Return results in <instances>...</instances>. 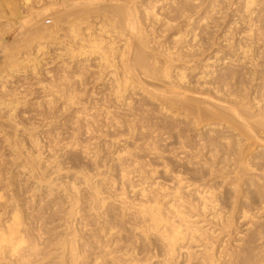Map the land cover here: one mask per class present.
I'll return each mask as SVG.
<instances>
[{
	"label": "bare ground",
	"instance_id": "1",
	"mask_svg": "<svg viewBox=\"0 0 264 264\" xmlns=\"http://www.w3.org/2000/svg\"><path fill=\"white\" fill-rule=\"evenodd\" d=\"M18 1V0H17ZM23 1V0H22ZM21 1V2H22ZM37 1V0H36ZM35 1V2H36ZM45 1V0H44ZM43 1V2H44ZM47 1H50L49 6L48 8L46 7V9H44V11H41V12H44L46 13L47 11V14L49 9H50V12L53 13L52 10L55 11V9L59 6H55L54 4H56V2H58V0L55 2V0H47ZM46 1V2H47ZM99 2H101V0H97ZM106 1V0H105ZM108 1V0H107ZM105 2L104 4L108 3V2ZM112 1V0H111ZM145 1V0H144ZM154 1V0H153ZM152 1V2H153ZM160 0H155V3L154 5L152 6V4H149L151 5V7L148 5L145 6L146 7H141V5L137 4V2H135L134 0H121L119 1L118 0V3L117 1L116 2H113L112 3H115V5L113 4H110L108 6L109 9H104L103 8V13H104V19L103 21H100L98 27H96L95 29L91 26H86L84 27V21L86 19V22L87 23V19H90L89 16L91 15H95L97 13H93V11H96V10H99L101 8H98V5H100V3L97 4L95 3V0H63L62 4L66 7V8H70L72 11H70L68 14H63L64 15H58L59 19L57 18V15L56 17L52 16L53 18H55V21L56 20H61L62 22L64 21V31H65V37H57V31L59 32L58 29L62 28L61 26L58 27V25H56L55 23H62V22H55L53 21V24L54 26H57V31H51L49 28V31L50 33L52 32L51 35H48L49 37L52 36V40L50 39L49 41H47V39H49V37L47 38L46 37V42H37L35 44V49L34 52L32 53V55L35 56L34 61L38 60L40 57H42L44 54H46L44 51L46 50H50L48 47H51V46H57L59 45V48L61 50H57L58 53H57V56L59 58H63V60H66L68 61V64L63 66L65 67V69H70V66L73 65V67L75 66L76 68L79 67V64H80V61H92L90 59H93L95 58L96 59V62L97 65L95 66V68H97V76L95 75V78H99L102 80H106L108 77L107 80H109V85H112V86H109L111 87L112 89V95H114V98H115V104H113L114 107H116L117 103L120 104V107H123V110H116L117 113L115 111H111V110H114L112 107H111V110L108 108V106H106L103 110H102V113H103V116L100 117L102 114H101V111H97L96 113L95 112H92L91 110H89L90 108H88L87 104L86 106L83 107V109L80 108V110H82V112H84V117L81 118V119H78V120H81V126L79 125V127L77 128L76 132H75V135H70L73 137V139L67 143L66 145V142L64 144V148L60 147V142H59V145L55 142H53V145L55 146V148L52 150H47V149H43L42 145L41 147L38 146V140L36 139V136H35V140H34V144L35 146H38V147H35V149L37 148V151H39L41 148L42 150L44 151H50L49 153L50 154H47L48 157L45 158L43 157L45 154L43 152V156L40 155L41 153L37 152L39 155H34L32 154L31 155H27L28 157L25 159L27 160V167H29L31 170H32V173L34 175V177L36 176L38 179L36 181H34L33 183L35 184V187L39 186L40 189H42L41 187L44 186V182H46V184L48 183L49 184V192L50 194H52L51 192H53V187L51 184L53 183V178H51L52 180H48V177H47V173L46 171H49V170H52L54 171L53 173L56 172V174L58 175L59 173H61L63 167L61 165V161L59 160V156L63 153L62 150L64 152H67L70 154L71 157H73L72 159H74V163H73V167H75V169L79 166L80 169L78 171V168H77V172L73 173V179L72 181L70 180V182H68V184H66L65 188L67 190H64L65 192L63 193L64 196L62 195V198L64 197V199L66 200V203L64 205L63 203V206H65V208L62 207L61 205V200L62 199H58L57 202L55 203V209H53L54 211H58V215L60 214V212H63L64 213V210H65V220H66V230L64 231V234H63V237L61 238L60 237V240H58L56 238V241L57 242V246L58 248L60 249V251L58 253H56V256L55 257H50L47 261V262H43L44 258H45V255H43V252L42 250L45 251V249L42 247L45 245H43L45 242H44V237L42 236H38V234L34 233L35 235H37L36 237H32V232L29 233V228H28V224H29V221H28V226L24 225L23 224V221H21V219L16 216L15 218H13V224L11 223V225L9 227H6V229L4 227L5 232L3 231L2 233H0V240L1 242L5 245V249L6 247H12V248H8V249H12L13 251V254L12 255H15L14 253H17L16 254V259L14 260V264H264V203L261 204L262 206L259 207H255V208H260L261 211H258L257 212V209H256V212H254L255 210H253L254 208L250 209L253 211H251L252 214L254 213H258V215H256L254 217L253 215V218L251 216V213L249 212L250 209H246L249 208L248 204H250L249 202H246V204H242L241 201L239 199H241L240 197L243 196L242 194H247L246 190H253L254 191V188H255V191L257 193V195L260 197V198H263L264 197V163L262 162H257V166L256 165V161L254 162L255 164H246L247 162H244L245 160L242 159V157L240 156V152H239V146H242L241 143L243 142V137L246 135V137H248V140H251V139H256L258 142H262L264 143V100L263 99H260L259 98V95H257V93H259L260 95H264V68L263 66L260 68L261 70V73H258L259 74V82H257L256 84H258V90L257 93L255 94V96H251L249 95V93H247V88L246 90H243V86H245V82H250L252 81L250 79L249 80H246L244 82V84L242 85V87L240 86V82H242L243 80H241L242 78L244 77H240V75L242 74H239L238 76V70L240 69H236L235 68V65L234 63H238L240 64L241 61L243 60H246L247 58H249L253 53L252 49H255L253 48V44L255 42V37L257 35L258 37V33H256V30H254L255 32H253V26L254 25H251L250 24H247L248 26H246L245 29V37H243V41L240 42V40L237 42L238 44H235L236 47L232 48L233 45H232V49L226 54L227 56H225L223 59L224 61H222V65L223 67H227V69L225 70V72L223 73L222 71V74L217 75L219 76V79L216 75V72H215V68L214 69H211L213 66H217L215 65L213 62V64L209 63L208 65H205L204 68L205 69V74L203 75L202 73V76H200L199 74V77L198 79L194 80L195 82L197 81L199 85H202L203 87H205V89L208 87V84L212 85V82L214 81V77H215V80L216 81H219V83L223 84L225 83L222 87H221V84L220 87L221 88H216V84H215V88L213 86L214 89H216V92H218V96L216 97V99L213 100V98L215 97H212L211 94V99L210 100V97L207 96V95H204L202 94L203 97V100L202 99H192L191 97L188 98V92L186 90V84L188 83V75L187 74V70H189V67L187 68L186 65L193 62V58L196 56V54H198L200 56L201 53H203V50L201 49L202 48V44L203 43V38H205V36H202L201 37V33L202 32H205L206 29L209 28V30L211 29L210 28V25H209V21L212 20L211 18V12H213V9L212 11L210 9L207 8H204L200 14H198L196 11H193L195 10L194 8L198 7V1L200 0H182L183 2H180V3H176L175 0H170L168 2L167 0V4H169L168 6L161 2H159ZM164 1V0H162ZM181 1V0H180ZM201 1H205V0H201ZM209 1V0H208ZM217 1V0H216ZM214 1V3L216 2ZM120 2V3H119ZM142 2V1H141ZM148 2V1H147ZM206 2V1H205ZM211 2V0H210ZM6 3V2H5ZM11 3V2H10ZM13 3L17 4L16 1ZM12 3V4H13ZM23 3V2H22ZM21 3V4H22ZM25 3V2H24ZM29 3V2H28ZM31 3V2H30ZM42 3V2H41ZM156 3H159V5H157ZM204 3V2H202ZM213 3V1H212ZM213 3V4H214ZM4 4V2H3ZM9 4V3H7ZM10 4V5H12ZM26 4V3H25ZM36 4V3H35ZM44 4V3H43ZM42 4V5H43ZM59 4V3H58ZM97 6H96V5ZM143 4V2H142ZM160 4H163L162 6H164L163 8L164 9H159L158 10V6L159 8H161L162 6ZM206 4V3H205ZM210 4V3H209ZM18 5V4H17ZM27 5V4H26ZM41 5V4H40ZM46 5V4H45ZM60 5V4H59ZM101 5L103 6L102 2H101ZM200 5V3H199ZM203 5V4H202ZM208 5V4H206ZM205 5V6H206ZM212 5V4H211ZM14 6V5H13ZM30 6V4L28 5ZM52 6L56 7V8H52ZM62 6V5H61ZM161 6V7H160ZM173 6L172 8H169ZM204 6V7H205ZM2 7V6H0ZM10 7V6H9ZM101 7V6H99ZM106 8V5L103 6ZM200 7V6H199ZM209 7V5H208ZM215 7V6H214ZM25 8V7H24ZM64 8V7H62ZM61 8V9H62ZM98 8V9H96ZM254 8V2L253 1H248L247 4L245 5V9H246V13H245V10L242 11V13L244 12L245 14L243 15L244 17H250V15L252 14V10ZM4 9V8H3ZM34 9V8H33ZM39 9V7H38ZM42 9V8H40ZM2 10V9H1ZM25 10V9H24ZM27 10V8H26ZM32 11V8L30 9ZM60 10V7L57 8V12H59L60 14H62L61 11H58ZM64 10V9H63ZM215 10V9H214ZM14 15L16 13H18V9L17 7L15 8H12V10H10ZM21 11V10H20ZM30 11V12H31ZM38 11V10H37ZM36 11V12H37ZM40 11V10H39ZM100 11V10H99ZM196 12L197 15L200 16V19L199 20H196V18L193 17V12ZM263 11V10H262ZM1 12V11H0ZM3 12V11H2ZM25 12V11H24ZM29 12V10H28ZM33 12V11H32ZM35 12V11H34ZM35 12V13H36ZM40 12V13H41ZM92 12V14L90 15V13ZM98 12V11H97ZM101 12V11H100ZM199 12V11H198ZM217 12V11H216ZM260 12V11H259ZM5 13V12H4ZM42 13V14H44ZM195 13V14H196ZM215 13V12H214ZM214 13H212L213 15V21H217L214 20ZM2 14V13H1ZM8 14V13H7ZM6 14V15H7ZM32 14V13H31ZM56 14V13H55ZM101 14V13H100ZM99 14V15H100ZM263 13L261 12L259 15H262ZM9 15V14H8ZM40 15V14H39ZM195 15V16H197ZM247 15V16H246ZM254 14H252L253 16ZM264 15V14H263ZM3 20H4V17H6L5 15H3ZM16 16V15H15ZM18 16V14H17ZM20 16V15H19ZM29 16V15H28ZM32 16V15H31ZM29 16V17H31ZM35 16H38V13L37 15ZM42 16V15H41ZM49 16V15H48ZM47 16V17H48ZM51 16V15H50ZM242 16V15H241ZM240 16V17H241ZM25 17V16H24ZM29 17L27 18L29 20ZM33 17V16H32ZM46 17V16H45ZM95 17V16H94ZM98 17V16H97ZM243 17V18H244ZM263 16H261V19H262ZM2 18V17H1ZM35 18H38V17H35ZM43 18V17H41ZM50 18V17H49ZM57 18V19H56ZM100 18V17H99ZM211 18V19H210ZM217 18V17H216ZM260 18V17H258ZM264 18V17H263ZM8 19V18H7ZM27 19H20L22 21H20V23L22 22L23 25L26 26V22H27ZM34 19V18H32ZM40 17L38 19H35L36 20V23H38L40 20ZM47 19V18H46ZM93 19V18H92ZM198 19V17H197ZM241 19V18H240ZM249 19V18H247ZM252 19L253 21V18H250ZM249 19V21H250ZM1 20V19H0ZM2 20V21H3ZM38 20V22H37ZM43 20V19H42ZM41 20V21H42ZM96 20V19H95ZM93 20V21H95ZM102 20V19H101ZM179 20V23L181 24L180 21H184V23H186V29H182V30H186L187 31V34H189L190 37H179L177 39V44L175 42L176 45H170L167 43L165 44H168V45H163V42H158L155 38H158V37H154V38H149L148 34L146 32V28H144V26H146V24L149 26L151 25L152 27L153 26H156L158 25V23H161L164 24V26L166 27H170V26H173L176 21L178 22ZM260 20V19H259ZM40 21V23H41ZM44 21V20H43ZM90 21H92L90 19ZM175 21V23H173ZM246 21V20H245ZM255 21V20H254ZM253 21V23H254ZM257 22H259L258 20H256ZM262 21H264L262 19ZM7 22V21H6ZM29 22L32 23V21L30 20ZM89 22V21H88ZM99 22V20H98ZM97 22V23H98ZM211 22V23H212ZM239 23L242 24L241 21H238ZM244 22V21H243ZM261 22V20H260ZM10 23V22H9ZM18 23V22H17ZM35 23V24H36ZM38 23V26L39 24ZM96 23V22H95ZM95 23H90V25L92 24H95ZM183 23V22H182ZM210 23V24H211ZM216 22H214V25H215ZM218 23H219V19H218ZM262 23V22H261ZM19 24V23H18ZM21 24V25H22ZM30 24V23H29ZM34 24V23H33ZM34 24V25H35ZM43 24V23H41ZM63 24V23H62ZM156 24V25H155ZM178 24V23H177ZM238 24V23H237ZM244 24V23H243ZM255 24V23H254ZM263 26H264V23H262ZM261 24V25H262ZM17 25V24H16ZM44 25V24H43ZM51 25V24H50ZM89 25V24H87ZM159 25V26H160ZM179 25V24H178ZM177 25V26H178ZM259 25V24H258ZM3 26V25H2ZM14 26V25H11V27ZM19 26V25H18ZM24 26V27H25ZM30 26V25H29ZM37 26V25H36ZM36 26H33L32 28V31H31V28L28 27L29 32L31 31V35L30 36H33V34H37V36H40V41L41 39H43V31L46 30L44 28V30H42L43 28H39V27H36ZM48 26V25H47ZM52 26V25H51ZM95 26V25H94ZM147 26V28L149 27ZM181 26V25H180ZM260 26V25H259ZM4 27V26H3ZM6 27V25H5ZM21 27V26H20ZM44 27V26H43ZM46 27V26H45ZM53 27V26H52ZM161 29H162V25L160 26ZM164 28V30H166L167 28ZM174 27V26H173ZM183 27V26H182ZM232 27V25L230 26ZM255 27V26H254ZM8 28V27H7ZM14 28V27H13ZM47 28V27H46ZM56 28V27H55ZM62 28V29H63ZM153 28H156V27H153ZM256 28V27H255ZM22 29V27L20 28ZM26 29V32L28 33V29ZM93 29V30H92ZM150 29V28H149ZM152 29V28H151ZM151 29L148 31L150 32ZM157 29V28H156ZM160 29V30H161ZM175 29V27H174ZM173 29V30H174ZM180 29V27L178 28ZM177 29V30H178ZM262 29V28H261ZM260 29V30H261ZM264 29V27H263ZM10 30V28H9ZM154 30V29H153ZM159 30V29H158ZM159 30V31H160ZM163 30V29H162ZM163 30V31H164ZM175 30V31H177ZM207 30V31H209ZM5 31V29H4ZM7 31V30H6ZM21 31V30H20ZM61 31V30H60ZM63 31V32H64ZM229 31V30H228ZM228 31L226 32V36L230 33H228ZM8 32V31H7ZM19 32V31H18ZM152 32V31H151ZM150 32V33H151ZM154 32V31H153ZM162 32V31H161ZM166 32V31H165ZM170 32V31H169ZM182 32V31H181ZM185 33V31H183ZM262 32V30H261ZM260 32V36L261 34L263 35L264 33V30H263V33ZM21 33V32H20ZM19 33V34H20ZM23 34H26L25 32H22ZM49 33V32H48ZM62 33V32H60ZM157 33V32H156ZM207 32H205L206 34ZM212 33V32H211ZM210 32L207 34L209 36V34H211ZM241 33V32H240ZM239 33V34H240ZM244 33V31L242 32ZM18 34V35H19ZM30 34V33H29ZM36 34L34 35L36 38H38L36 36ZM155 34V33H154ZM152 33V35H154ZM162 34V33H161ZM171 34V32L169 33V35ZM47 35V33H46ZM60 35H63V34H60ZM158 35V34H157ZM163 35L165 36L166 34L163 33ZM182 35V34H181ZM179 34V36H181ZM185 35V34H184ZM244 35V34H243ZM16 36V35H15ZM22 36V35H21ZM29 35H27V38H28ZM151 36V35H150ZM168 36V35H167ZM173 36V35H172ZM171 36V38H172ZM207 36V38H208ZM229 36V35H228ZM242 35L240 34V37ZM159 37H163V36H159ZM166 37V36H165ZM178 37V36H177ZM176 37V38H177ZM4 38V37H2ZM23 38V37H22ZM35 38V39H36ZM117 38H121V40H123L121 42H117L116 39ZM170 38V37H169ZM174 38V37H173ZM185 38H187L185 40ZM244 38H247L248 41L244 42ZM259 38V37H258ZM260 38H263V37H260ZM259 38V39H260ZM14 39V38H13ZM12 39V40H13ZM20 38H18L19 40ZM26 39V38H25ZM34 39V38H33ZM37 39V40H39ZM161 38H159L160 40ZM168 39V37L166 38V40ZM175 39V38H174ZM210 39V38H209ZM242 39V38H240ZM258 39V40H259ZM2 41L5 42V40L1 39ZM0 40V47L3 46V48L5 49L6 45L4 46V44L6 43H3L2 44V41ZM23 40V39H21ZM20 40V42H21ZM32 40V38H31ZM30 40V37H29V41ZM166 40L164 39V41L166 42ZM169 40V39H168ZM207 40V39H206ZM230 40V39H229ZM229 40L226 41V43L229 45ZM258 40L256 42H258ZM17 41V39H16ZM28 41V42H29ZM161 41V40H160ZM171 41V40H170ZM169 41V43H170ZM205 41V40H204ZM208 41V40H207ZM263 40H259L258 44L259 45ZM27 42V43H28ZM33 42V41H32ZM31 42V43H32ZM173 40L171 41V44ZM233 42V40L231 41V43ZM12 43V41H11ZM10 43V44H11ZM24 43V42H23ZM26 43V44H27ZM35 43V42H34ZM50 43V45H49ZM116 43H120L121 44V47H117L116 46ZM162 43V44H161ZM209 44V42H206ZM205 43V44H206ZM230 43V44H231ZM8 44V43H7ZM16 44V43H15ZM22 43H20L19 45H21ZM30 44V42H29ZM28 44V45H29ZM43 44H45V46H43ZM180 44V45H179ZM256 44V43H255ZM23 46H27L25 44H22ZM32 45V44H31ZM119 45V44H118ZM183 45V46H182ZM206 46V45H205ZM203 46V48L205 47ZM227 46V45H226ZM264 46V44H263ZM8 47V46H7ZM12 47V46H11ZM10 47V49H11ZM29 47V46H27ZM33 47V46H32ZM208 47V46H207ZM14 48V47H12ZM22 48V47H21ZM21 48H18L21 49ZM46 50H45V49ZM52 48V47H51ZM9 49V48H7ZM7 49H5L4 51L6 52ZM15 49L16 46H15ZM26 49V48H25ZM32 49V48H31ZM30 49V50H31ZM56 49V48H54ZM23 50V49H22ZM53 50V48H52ZM207 50V49H206ZM259 50V49H258ZM264 50V49H263ZM20 51V50H19ZM25 51V50H24ZM57 51H54V52H57ZM202 51V52H201ZM205 51V50H204ZM14 52V51H13ZM12 52V53H13ZM17 52V51H15ZM31 52V51H30ZM47 52V51H46ZM52 52V51H50ZM232 52L233 53H236L237 54V58H232L230 55H232ZM259 52V51H258ZM261 52V51H260ZM11 53V52H9ZM19 52L15 53L16 55H18ZM24 53V52H23ZM29 53V52H28ZM27 53V55H28ZM48 53V52H47ZM200 53V54H199ZM218 53V52H217ZM214 54L215 56V61L217 63H220L221 60L223 59H220L219 58V54ZM257 52H255L256 54ZM264 53V52H263ZM263 53H261L263 55ZM21 54V52H20ZM19 54V55H20ZM52 54V53H51ZM49 54V55H51ZM54 54V53H53ZM7 55V54H6ZM13 55V54H12ZM11 55V56H12ZM26 55V56H27ZM48 55V56H49ZM202 55V54H201ZM261 55V56H262ZM21 56V55H20ZM23 56V55H22ZM30 56H31V53H30ZM29 56V57H30ZM53 56V55H52ZM51 56V59L54 57L55 58V55L52 57ZM254 56V55H253ZM259 56V54H258ZM256 56V57H258ZM261 56H259L258 58L261 59ZM7 57V56H6ZM10 57V55H9ZM14 57V55H13ZM11 57V60L12 58ZM252 57V56H251ZM18 58V57H17ZM17 58H13V59H17ZM197 58V57H195ZM254 61V57H252ZM257 58V59H258ZM263 58V57H262ZM20 59V58H18ZM41 59V58H40ZM251 59V58H250ZM257 60V63L260 61V60ZM6 60V59H5ZM28 60V56L27 57H22V60L19 62H24V61H27ZM53 60V59H52ZM59 60V59H57ZM56 60V61H57ZM61 60V59H60ZM228 61V64L227 62ZM249 59H247L248 61ZM10 61V58L9 60ZM16 61V60H15ZM18 61V60H17ZM33 61V62H34ZM184 62L186 64H184V68L183 66L181 68H179L177 65L179 64H176L177 62ZM209 61V60H206V62ZM256 61V60H255ZM14 62V61H12ZM38 62V61H37ZM48 62V61H47ZM52 62V61H51ZM50 62V63H51ZM60 62V61H59ZM195 62V61H194ZM246 62V61H244ZM249 62V61H248ZM25 63V62H24ZM26 63H29L26 62ZM82 63V62H81ZM94 63V64H95ZM208 63V62H207ZM206 63V64H207ZM253 63V62H252ZM251 63V64H252ZM9 64V63H8ZM17 64V63H16ZM45 64V63H44ZM43 64V65H44ZM52 64V63H51ZM62 65V63H60ZM65 64V62L63 63ZM71 64V65H69ZM89 62L87 63V66L89 67ZM221 64V63H220ZM219 64V65H220ZM244 64V63H243ZM260 64V63H259ZM262 64V63H261ZM4 65V64H3ZM3 65L1 67H3ZM13 65V64H12ZM22 65V64H21ZM21 65H17V66H21ZM29 65V64H28ZM38 65V64H37ZM84 65V64H83ZM91 65L93 66V63L91 62ZM182 65V64H180ZM192 65V64H191ZM190 65V66H191ZM254 65H256L254 63ZM23 66V65H22ZM26 66V65H25ZM34 66V65H33ZM48 66V65H47ZM60 66V65H59ZM86 66V65H85ZM188 66V65H187ZM212 66V67H211ZM242 66V65H241ZM258 66V65H257ZM5 67V66H4ZM3 67V68H4ZM52 67V65H51ZM82 67V66H81ZM211 67V68H210ZM222 67V68H223ZM244 67V65H243ZM249 67V66H247ZM253 67V65H252ZM256 67V66H254ZM12 68V67H11ZM21 68V67H20ZM26 68V67H25ZM24 68V69H25ZM31 68V67H30ZM34 67H32L33 69ZM39 68V67H37ZM62 67H60V70H61ZM90 69H88L89 71L92 70L94 67H89ZM186 68V69H185ZM251 68V67H250ZM259 68V67H258ZM18 69V68H17ZM28 69V68H27ZM59 69V68H58ZM57 69V70H58ZM242 69V68H241ZM244 69H246L244 67ZM254 70V68H251ZM257 69V67H256ZM4 70V69H3ZM39 70V69H38ZM71 70V69H70ZM76 70H79L78 72H76V74H79V75H82L84 73H86V69L84 68H81L80 67ZM94 70V69H93ZM194 69L192 70H189V72H192ZM217 71H221L220 70V67L219 69L217 68L216 69ZM224 70V69H223ZM247 70V69H246ZM250 70V69H249ZM10 71V70H7V72ZM32 71V70H31ZM37 71V70H36ZM53 71V70H52ZM68 71V70H66ZM73 71V70H72ZM71 71V72H72ZM218 71V72H219ZM242 71V70H241ZM248 71V70H247ZM13 72V71H12ZM49 72V70H48ZM59 72V71H58ZM64 72V71H63ZM70 72V73H71ZM93 72V71H92ZM194 72V71H193ZM204 72V70H203ZM255 72V70H254ZM256 72H259V71H256ZM255 72V73H256ZM9 73V72H8ZM24 73V72H23ZM36 73V72H35ZM34 73V74H35ZM57 73V72H56ZM91 73V71H90ZM89 73V74H90ZM96 73V72H94ZM221 73V72H220ZM242 73V72H240ZM250 73V72H249ZM253 72H251L252 74ZM11 74V73H10ZM17 74V73H16ZM52 74V73H51ZM64 75L61 76L62 77V81L65 80V83L64 84H67L66 80L69 79L68 77H70V74L69 76H67L68 74H65L64 73H61ZM74 74V73H72ZM72 74H71V77H72ZM88 74V72H87ZM86 74V75H87ZM218 74V73H217ZM244 74H247L246 72ZM15 75V74H14ZM20 75V74H19ZM23 75V74H22ZM39 75V74H38ZM43 75V74H42ZM48 75V74H47ZM50 75V74H49ZM60 75V74H59ZM77 75V76H79ZM92 74H90L91 76ZM94 75V74H93ZM175 75V76H174ZM191 75V74H190ZM189 75V76H190ZM257 75V74H256ZM255 75V76H256ZM7 76V75H6ZM88 76V75H87ZM245 76V75H244ZM250 76V75H249ZM250 77H253L252 75ZM255 76L254 79L255 80ZM5 76L3 75H0V79H5L4 78ZM8 77H9V74H8ZM15 77V76H13ZM23 77V76H22ZM36 77V75H35ZM40 77V76H39ZM75 77V75H74ZM86 77V76H85ZM174 77V78H173ZM197 77V76H196ZM238 77H240V80H238ZM246 77V76H245ZM44 78V77H43ZM48 78V77H47ZM73 78V77H72ZM71 78V79H72ZM78 78V77H77ZM84 78V77H83ZM96 78V79H97ZM195 78V77H194ZM256 78H258L256 76ZM12 79V77H11ZM38 79V78H37ZM54 79V78H53ZM61 79V78H60ZM76 79V77H75ZM80 79V78H79ZM89 79H91L89 77ZM95 79V81H96ZM233 79V80H232ZM235 79V80H234ZM14 80V79H13ZM21 80V79H20ZM26 80V79H25ZM41 80V79H40ZM77 80V79H76ZM106 80V81H107ZM228 80H232V82L229 83L227 82ZM5 81H8V80H5ZM61 81V80H60ZM70 81V80H68ZM89 81V80H88ZM87 81V82H88ZM111 81V82H110ZM24 82V81H23ZM32 82L34 83V81L32 80ZM37 82V80H36ZM49 82V81H48ZM73 82V81H72ZM191 82V81H190ZM215 82V81H214ZM1 83V82H0ZM26 83V82H25ZM50 83V82H49ZM62 83V82H60ZM69 83V82H68ZM71 83V82H70ZM69 83V84H70ZM77 83V82H76ZM79 83V82H78ZM83 83V82H82ZM90 83V82H89ZM101 83V82H100ZM108 83V82H107ZM218 83V82H217ZM227 83V84H226ZM243 83V82H242ZM9 84V83H8ZM21 84V83H20ZM39 84V83H38ZM52 84V83H51ZM54 84V83H53ZM57 84V83H56ZM72 84V83H71ZM102 84V83H101ZM100 84V85H101ZM105 84V82H104ZM191 83H189L190 85ZM255 84V82H254ZM5 85V84H4ZM7 85V83H6ZM13 85V84H12ZM37 85V84H36ZM58 85V84H57ZM56 85V86H57ZM73 85V84H72ZM76 85V84H75ZM80 85V84H79ZM92 85V83H91ZM107 85V84H106ZM198 85V86H199ZM207 85V87H206ZM41 86V85H40ZM64 85H62L63 87ZM83 86V84L81 85V87ZM85 86V85H84ZM83 86V87H84ZM104 86V85H103ZM102 86V88H103ZM132 86V87H131ZM197 86V85H196ZM212 86L210 88H212ZM11 87V86H10ZM13 87V86H12ZM38 87V86H37ZM60 87V85H59ZM65 87V86H64ZM74 87V86H73ZM94 87V86H93ZM108 87V85H107ZM108 87V88H109ZM132 88V92L133 90L136 92L135 90V87L141 89L142 93L143 94H146V96L153 95L158 97V99H162V101H164L166 104L165 105H160L159 107V111H160V114L161 115H158L159 116L157 119L160 120V116L163 117L162 114H164V118H165V114H174V117L176 116L177 111L180 109V110H183L182 112H184L187 116L191 115L193 116L194 118V121L197 120L198 121V117L201 116V115H207V118L209 115H211L209 118L211 117H214L216 119H224V120H228L234 128V130H236V133H234L232 131V129H230V135H225L223 134L222 138H224V142L221 143V145L219 146V139L217 138V136H214L216 137V139H211L210 137V144L212 143V145H215V149L218 152H222L224 155L222 156V158H217V157H210L209 155V159L208 157H206V159L208 158L209 160V163L208 164H212L210 167L212 168V170H210L209 172L212 173L213 171L216 172L218 170V168H216L215 166L220 165L222 164L226 169H228L230 166H233L232 169L233 171L235 172L236 174V180L234 182V185L231 187V190L229 191V196L227 195L226 197L224 196L223 198V195L222 196H219L216 192H215V189L213 188L214 186H206V188L204 189H201L199 188L200 186H197L195 187V184H192L190 183L189 181H187L189 178L188 177H184L186 174L188 175V173L186 172H183L185 174H180L181 171H184L186 169H180V171L178 172V169H175L177 170L174 171L175 173L171 175V182H170V179L169 180H166L167 181V184H164L165 182H163L164 185H161L162 181L159 182L158 180L154 181L152 180V182H150L149 184H146V182L144 181V178H141L139 176L136 177V179L138 180H135L139 185L137 186V190L135 188V190H133V192L135 191V195L136 197H134L136 200H137V196H138V199L137 200L138 202H135L130 200L127 196V194L129 193H126L125 191V188L123 187L125 185V182L126 184L128 183V185H132L131 183L129 184V182L132 180H128L127 182V179H122V178H126L128 176H131V171L132 170H141V167H138L136 166H131V164L135 161H137L136 158H134L137 153H141V152H145V150L147 149V147L149 145H154L156 146L155 144H150V138L152 137V127L151 125H154L152 124V121H151V118L153 117V113H152V117H150L148 115L149 113V107H147L148 110H146L143 106L146 104L147 105V101L144 103V101L142 99H140L144 104L143 106L141 105L142 102L139 104V107H143L144 112H147L148 113H143V112H139V110L136 109V107L134 106L136 102L133 101V99L130 97V95H126L127 93L126 92H129V88ZM160 87H164L166 88L165 89V93H158L157 91L159 90ZM200 87V86H199ZM198 87V88H199ZM248 87V86H247ZM1 88L2 86L0 87V92H1ZM6 88V87H5ZM16 88V87H15ZM18 88V87H17ZM24 88V87H23ZM26 88V87H25ZM42 88V87H41ZM48 88V87H47ZM51 88V87H50ZM53 88V87H52ZM55 88V87H54ZM75 88V87H74ZM77 88V87H76ZM89 88V86H88ZM98 88V87H97ZM130 88V89H131ZM191 88V87H190ZM195 88V87H193ZM209 88V89H210ZM212 88V90H213ZM249 88V87H248ZM3 89V88H2ZM33 89V88H32ZM58 89V88H57ZM91 89V88H90ZM95 89V88H94ZM103 89H106V87H104ZM188 89V88H187ZM200 89H202V87H200ZM198 89V90H200ZM203 90L204 92L206 90ZM208 89V88H207ZM207 91L208 95H209V90ZM8 90V89H6ZM12 90V89H11ZM22 90V89H21ZM34 90V89H33ZM49 90V89H48ZM56 90V89H53V91ZM68 90V89H67ZM163 90V89H162ZM195 90V89H194ZM10 91V90H9ZM13 91V90H12ZM18 91V90H17ZM16 91V92H17ZM25 91V90H24ZM29 91V89H28ZM44 92V90L41 89V92ZM82 91V90H80ZM94 91V90H93ZM106 91V90H105ZM130 91V92H131ZM140 91V90H139ZM190 91V90H189ZM193 91V90H192ZM215 91V90H213ZM212 93H215L217 94L216 92H213ZM15 92V91H13ZM19 92V91H18ZM50 92V90H49ZM55 92V91H54ZM53 92V94H54ZM59 92V91H57ZM63 92V91H62ZM61 92V93H62ZM92 92V91H91ZM90 92V93H91ZM103 92V91H100V93ZM109 92V90L107 89V93ZM134 92V93H135ZM138 92V91H137ZM160 92V90H159ZM196 92V91H195ZM249 92V90H248ZM31 93V92H30ZM36 93V92H35ZM56 93V92H55ZM60 93V95H61ZM72 93V92H71ZM71 93L68 92L69 95V101H74V97L71 95ZM74 93V92H73ZM78 93V92H76ZM93 93V92H92ZM95 93V92H94ZM140 93V92H139ZM190 93V92H189ZM199 93V92H198ZM202 93V91H201ZM1 94V93H0ZM4 94V93H3ZM11 94V93H10ZM15 94V93H14ZM39 94V93H38ZM51 94V93H49ZM57 94V93H56ZM83 94V93H82ZM81 94V95H82ZM97 94V93H96ZM105 94V92H104ZM103 94V95H104ZM110 94H111V91H110ZM129 94V93H128ZM133 94V93H132ZM190 94H193V93H190ZM17 95V94H16ZM29 95V94H28ZM33 95V94H31ZM48 95V93H47ZM65 95V93H64ZM76 94H74L75 96ZM90 95V94H89ZM92 95V94H91ZM95 95V94H94ZM109 96V94H106ZM137 95V94H136ZM142 95V94H141ZM6 96V95H5ZM10 96V95H9ZM14 96V95H13ZM25 95H23L24 97ZM44 96V94H43ZM49 96V95H48ZM51 96V95H50ZM54 96V95H53ZM56 96V95H55ZM68 96V95H67ZM97 96V95H96ZM134 96V95H133ZM140 96V95H139ZM144 96V95H143ZM147 96V97H148ZM200 96V95H199ZM216 96V95H215ZM19 97V96H18ZM33 97V96H32ZM36 97V96H35ZM58 97V95H57ZM81 97V96H80ZM82 97L85 98V96L83 95ZM92 97V96H91ZM90 97V98H91ZM110 97V96H109ZM135 97V96H134ZM133 97V98H134ZM138 97V95H137ZM145 97V96H144ZM156 97H154L153 99H155ZM4 98V96H3ZM8 98V97H7ZM51 98V97H50ZM49 98V99H50ZM56 98V97H55ZM62 98V97H61ZM66 98V97H65ZM77 100L79 101L80 99H78V97H76ZM75 98V100H76ZM96 98V97H95ZM100 98V96H99ZM104 98V97H102ZM108 99V97H105L103 100L105 99ZM113 98V97H112ZM113 98V99H114ZM142 98V97H141ZM200 98V97H198ZM40 99V97H39ZM52 99V98H51ZM57 99V98H56ZM68 99V97H67ZM83 99V98H82ZM94 99V98H93ZM98 99V98H97ZM111 99V98H109ZM108 99V100H109ZM113 99H111V102L113 101ZM138 99V98H137ZM144 99V98H143ZM149 99V98H148ZM158 99H155L156 102ZM4 100V99H3ZM7 100V99H6ZM38 100V99H37ZM46 100V99H45ZM58 100V99H57ZM60 100V99H59ZM64 100V99H63ZM76 100V101H77ZM99 100V99H98ZM200 100V101H199ZM15 101V100H14ZM13 101V102H14ZM22 101V100H21ZM25 101V100H24ZM47 101V100H46ZM52 103V100H50ZM62 101V100H61ZM66 101V100H64ZM68 101V100H67ZM88 103L89 102V99L86 100ZM101 101V99H100ZM136 101V100H135ZM138 101V102H139ZM159 101V100H158ZM194 101V102H193ZM3 102V101H2ZM1 102V103H2ZM17 102V101H15ZM35 102V101H34ZM43 102V101H42ZM58 102V101H57ZM60 102V101H59ZM81 102V101H80ZM80 102H78L80 104ZM85 102V101H84ZM96 102V101H95ZM98 102V101H97ZM96 102V103H97ZM104 102V101H103ZM102 102V103H103ZM253 102V103H252ZM20 103V102H19ZM38 103V102H37ZM55 103V102H54ZM70 103V102H68ZM82 103V102H81ZM105 103V102H104ZM103 103V104H104ZM161 103V102H160ZM201 103H205L207 106H201ZM3 104V103H2ZM18 104V103H16ZM49 104V102H48ZM59 104V103H57ZM73 105H77V102L76 104L73 102L71 103ZM85 104V103H84ZM102 104V105H103ZM107 104V103H106ZM105 104V105H106ZM4 105V104H3ZM11 105V104H10ZM19 105V104H18ZM38 105V104H37ZM45 105V104H44ZM70 105V104H69ZM80 105V106H81ZM92 105V104H90ZM98 105L101 107V104H99L98 102ZM98 105H95V106H98ZM108 105V104H107ZM112 105V104H111ZM123 105V106H122ZM138 105V104H137ZM151 105V104H150ZM2 106V105H1ZM6 106V105H5ZM8 106V105H7ZM15 106V105H14ZM25 106V105H24ZM23 106V107H24ZM31 106V105H30ZM53 106V105H52ZM57 106V105H55ZM63 106V105H62ZM66 106H67V102H66ZM94 106V105H93ZM95 106H94V109H95ZM110 106V104H109ZM118 106V105H117ZM210 106V108H209ZM3 107V106H2ZM9 107V106H8ZM17 107V106H16ZM40 107V106H39ZM60 107V106H59ZM68 107V106H67ZM74 108V106H71ZM91 107V106H90ZM99 107V108H100ZM119 107V109H120ZM138 107V108H139ZM154 107V105L151 106V108ZM156 107H158L156 105ZM27 108V107H26ZM25 108V109H26ZM36 108V107H35ZM43 108V107H42ZM49 108V107H48ZM52 108V107H51ZM56 108V107H55ZM63 108V107H62ZM66 108V107H65ZM64 108V109H65ZM75 108H78L75 106ZM93 108V107H92ZM98 108V107H97ZM117 108V107H116ZM115 108V109H116ZM155 108V107H154ZM153 108V109H154ZM14 109V108H13ZM40 109V108H38ZM50 109V108H49ZM143 109L141 111H143ZM157 109V108H156ZM9 110V109H8ZM52 110V109H51ZM58 110V109H57ZM63 110V109H62ZM68 110V109H67ZM75 110V109H74ZM100 110V109H99ZM1 111V110H0ZM5 111V110H4ZM11 111V110H10ZM55 111V110H54ZM60 111V110H59ZM66 112V110H63ZM78 111V110H77ZM91 111V112H90ZM94 111V110H93ZM96 111V110H95ZM157 111V110H155ZM13 112V111H12ZM68 112V111H67ZM72 112V111H71ZM74 112V111H73ZM78 112H81V111H78ZM151 112V110H150ZM158 112V111H157ZM156 112V113H157ZM180 112V111H179ZM5 113V112H4ZM43 113V112H42ZM45 113V112H44ZM52 113V112H51ZM64 113V112H62ZM69 113V112H68ZM77 113V112H75ZM159 113V112H158ZM1 114V113H0ZM35 114V113H34ZM47 114V113H46ZM77 114H81V113H77ZM76 114V115H77ZM83 114V113H82ZM81 114V115H82ZM181 113H179L178 115H180ZM62 115V114H61ZM80 115V116H81ZM182 116H184L183 114H181ZM180 115V116H181ZM184 116V117H187V116ZM9 116V114H8ZM13 116V115H12ZM21 116V114H20ZM48 116V115H47ZM52 116V115H51ZM54 116V115H53ZM67 116V115H66ZM169 116V115H168ZM196 118H195V117ZM6 117V116H5ZM22 117V116H21ZM45 117V116H44ZM63 117V116H62ZM77 116H75V119H76ZM167 117V116H166ZM173 117V116H172ZM182 117V118H184ZM189 117V116H188ZM202 117V116H201ZM1 118V117H0ZM54 118V117H53ZM69 118V117H68ZM162 118V119H164ZM177 118V117H176ZM192 118V117H191ZM205 118V117H204ZM206 118V119H207ZM208 118V120H209ZM10 119V118H9ZM9 119H7L9 121ZM12 119V118H11ZM15 119V118H14ZM42 119V118H41ZM45 119V118H44ZM52 119V118H50ZM56 119V118H55ZM60 119V118H59ZM154 119H155V114H154ZM153 119V120H154ZM166 119V118H165ZM164 119V120H165ZM175 119V118H174ZM205 119V120H206ZM6 120V121H7ZM18 120V118H17ZM22 120V119H21ZM49 120V119H48ZM163 120V121H164ZM181 120V119H180ZM204 120V122H205ZM212 120V119H211ZM219 120V121H220ZM1 121V120H0ZM7 121V122H8ZM15 121V120H14ZM29 121V120H28ZM44 121V120H43ZM53 121V120H52ZM56 121V120H55ZM58 121V120H57ZM146 121L147 123H150L149 126L147 125L146 126ZM151 121V122H150ZM155 121V120H154ZM153 121V123H154ZM161 121V120H160ZM162 121V122H163ZM193 121V122H194ZM218 121V120H217ZM223 121V120H222ZM45 122V121H44ZM48 122V121H47ZM65 122V121H64ZM73 122V121H72ZM165 122V121H164ZM163 122V123H164ZM190 122V121H189ZM192 122V123H193ZM196 122V121H195ZM201 122V120H200ZM199 122V123H200ZM203 122V123H204ZM228 122V123H229ZM18 123V122H17ZM37 123V122H36ZM40 123V122H39ZM52 123V122H51ZM50 123V124H51ZM71 123V122H70ZM80 123V122H79ZM103 123L106 125V127H108V129H103L102 126H103ZM181 123V122H180ZM198 123V122H196ZM195 123V124H196ZM208 123V122H207ZM219 123V122H217ZM8 124V123H7ZM15 124V122H14ZM34 124V123H33ZM49 125H46V126H50ZM68 124V123H67ZM78 124V123H77ZM176 124V123H175ZM173 124V126L175 125ZM182 124V123H181ZM202 124V123H200ZM211 124V123H210ZM230 124V125H231ZM24 125V123H23ZM26 125V124H25ZM31 125V124H30ZM55 125V124H53ZM159 125V122L157 124V126ZM161 125V124H160ZM178 125V124H177ZM180 125V124H179ZM184 125V124H183ZM182 125V126H183ZM189 125V124H188ZM187 125V126H188ZM198 125V124H197ZM208 125V124H207ZM1 126V125H0ZM7 126V125H6ZM4 126V127H6ZM11 126V125H10ZM9 126V127H10ZM20 126V125H19ZM28 126V125H26ZM37 126V125H36ZM66 126V125H64ZM164 126V125H163ZM162 126V128H163ZM167 126V124H166ZM171 125L170 129L173 127ZM186 126V127H187ZM206 126V125H205ZM2 127V126H1ZM0 127V128H1ZM22 127V126H21ZM51 127V126H50ZM49 127V128H50ZM60 127V126H59ZM62 127V126H61ZM155 127H156V124H155ZM153 127V128H155ZM169 127V126H168ZM167 127V128H168ZM176 125L174 126V132H175V128ZM178 127V126H177ZM220 124L218 125H212L210 127V129L212 130H218L220 128ZM231 127V126H230ZM16 128V127H15ZM27 128H30V127H27ZM33 128V127H32ZM35 128V127H34ZM41 129V127H39ZM52 128V127H51ZM50 128V129H51ZM56 128V127H55ZM70 128V127H69ZM111 128L114 129V136H119L120 137L124 134V132L126 133V135L128 137L126 138H123L125 139V141L127 142L128 141V138H132L131 139V142L133 141L134 142V139H136V141L141 140V139H144L142 142L143 143H136L134 142L135 144V147H132L131 145V148H135L136 151H134V149H130V147L127 145L124 147L123 149V146L121 145V143L124 144L125 141H121L120 139L119 140H114L115 141V146L117 145V147H115V152H117V154L115 155V153L113 154L112 153V149H113V145H110L109 142L108 144L112 147V149H110L111 153L113 154L112 157H114L115 155V158H114V162L116 163H113V164H117L119 167H117V165H114V169H117L118 170H122L121 172H123L124 174L122 175V173L118 174H114V171H113V174L115 176L113 177H116L118 175H122V180H124V185H122L120 182H122L121 179H119L118 176L117 178L119 179V184H116V179L114 180V178L112 179L110 177V173H108V171L112 169V167H110V164L108 162H106L108 165V167H110L111 169L107 170V173L103 171V166H104V163H102V170L99 168V164H101V162L99 163V158H100V154L95 150V148H97V146L94 147V143L92 140L89 139V141H92L89 143L88 142H84V143H80L79 142V135H81V133H83V135L85 134H90L91 133V136L90 137H93L95 139V135L93 136L92 134H97L98 132V135L100 138V136L103 138L104 136L108 135L110 133V130L111 132L113 131ZM161 128V126H160ZM159 128V129H160ZM166 128V129H167ZM179 128V127H178ZM209 128V127H208ZM39 129V130H40ZM61 129V128H59ZM71 129H74V128H71ZM157 129V127H156ZM155 129V131L157 132V130ZM158 129V131H159ZM183 129V128H182ZM2 130V129H1ZM10 130V129H9ZM54 130V129H53ZM163 130V129H162ZM161 130V131H162ZM168 130V129H167ZM172 130V131H173ZM184 130V129H183ZM28 131V130H26ZM159 131V132H161ZM14 131H12L11 133H13ZM16 132V131H15ZM30 132V131H29ZM34 132V131H33ZM39 132V131H38ZM71 132V131H69ZM154 132V133H156ZM166 132V131H165ZM171 132V131H170ZM184 132V131H183ZM183 132H179V133H182ZM24 133V132H23ZM40 133V132H39ZM47 133V132H46ZM61 133V132H60ZM158 133V132H157ZM163 133H164V130H163ZM167 133H169L167 131ZM2 134V133H1ZM14 134V133H13ZM17 134V132L15 133V135ZM27 134V133H26ZM72 134V133H71ZM74 134V133H73ZM112 133H110L109 135H113ZM162 134V132H161ZM159 134V135H161ZM166 134V133H164ZM172 134V133H171ZM171 134H168L171 136ZM177 134V133H176ZM232 134V135H231ZM5 135V134H4ZM10 135V133H9ZM23 135V134H22ZM63 135V134H62ZM67 135V134H66ZM155 135V134H154ZM153 135V136H154ZM163 135V134H162ZM162 135L160 137H162ZM167 135V134H166ZM184 135V134H183ZM225 135V136H224ZM17 136V135H16ZM19 136V135H18ZM38 136V135H37ZM69 136V137H70ZM79 136V137H78ZM82 136V135H81ZM87 136V135H86ZM89 136V135H88ZM113 136V138H114ZM125 136V135H124ZM123 136V137H124ZM157 136V135H156ZM155 136V137H156ZM175 136V135H174ZM1 137V136H0ZM10 137V136H9ZM8 137V138H9ZM29 137V136H28ZM34 138V135L32 136ZM84 137V136H83ZM109 137V136H108ZM112 137V136H111ZM111 137H109V139L107 140H110ZM178 137V136H177ZM183 137V136H182ZM212 136V138H214ZM15 139V137H12ZM25 138V137H22V139ZM48 138V137H47ZM51 138V137H50ZM56 138V137H55ZM67 138V137H66ZM71 138V137H70ZM81 138V137H80ZM88 138V137H87ZM92 138V139H93ZM117 138V137H116ZM154 138V137H153ZM180 138V137H179ZM178 138V139H179ZM187 139H189L188 137H185ZM207 138V137H206ZM205 138V139H206ZM7 139V138H6ZM21 139V138H20ZM39 139V138H38ZM59 139V138H58ZM57 139V140H58ZM82 139V138H81ZM85 139V138H83ZM82 139V140H83ZM93 139V140H94ZM105 139V138H104ZM122 139V138H121ZM148 139V144L145 143ZM156 139V138H155ZM154 139V140H155ZM157 139H160V138H157ZM156 139V140H157ZM203 139V140H205ZM233 139H236V143L233 142ZM245 139V138H244ZM9 140V139H7ZM12 140V139H11ZM10 140V142H12ZM18 140V139H17ZM28 140V138H27ZM31 140V139H30ZM49 140V139H48ZM51 140V139H50ZM61 142L62 140L59 139ZM58 140V141H59ZM68 140V138L66 139ZM130 140V139H129ZM155 140V141H156ZM202 140V141H203ZM209 139H207V141L205 142L207 144L208 142V145L209 144ZM1 141V140H0ZM16 141V140H14ZM13 141V142H14ZM25 141V139H24ZM23 141V142H24ZM33 141V139H32ZM41 141V140H40ZM53 141H56L55 139H53ZM95 141V140H94ZM106 141V140H105ZM111 141V140H110ZM158 141V140H157ZM180 141V139H179ZM183 141V140H182ZM185 141V140H184ZM188 142V140H186ZM191 141V140H190ZM9 142V144H10ZM18 142V141H17ZM16 142V143H17ZM20 142V141H19ZM47 142V141H45ZM44 142V143H45ZM64 142V141H63ZM102 142V141H101ZM107 142V141H106ZM112 142V141H111ZM132 142V143H133ZM154 142V141H153ZM160 142V141H159ZM159 142H158V145L157 147L159 146ZM185 142V143H187ZM193 142H196V141H193ZM200 142V141H199ZM255 142V141H254ZM8 143V142H7ZM41 143V142H40ZM52 143V142H51ZM113 143V142H112ZM155 143V142H154ZM182 143V142H181ZM205 143H202L203 145ZM3 144V143H2ZM6 144V142H5ZM4 144V145H5ZM22 145V143H20ZM33 144V143H32ZM31 144V145H32ZM48 144V143H46ZM50 144V143H49ZM62 144V143H61ZM179 144V142H178ZM190 145L193 143H189ZM205 144V145H206ZM16 145V144H15ZM14 145V149L17 147ZM98 145V144H97ZM100 145V144H99ZM103 145V144H102ZM101 145V146H102ZM188 145V144H187ZM191 145V146H192ZM195 145V144H194ZM193 145V146H194ZM202 145V146H203ZM203 146V147H206V146ZM12 146V144H11ZM26 146V145H25ZM52 146L49 145V147ZM105 146L106 144L104 145L103 149L105 150ZM121 146V148L119 147ZM179 146V145H178ZM183 148L185 147L184 144L181 145ZM180 146V147H181ZM200 146H201V143H200ZM199 146V147H200ZM5 147V146H4ZM13 147V146H12ZM27 147V146H26ZM33 147V148H34ZM49 147H47L48 149H50ZM100 148V146H98ZM110 147V148H111ZM190 147V146H189ZM195 147H198V145H196ZM198 147V148H199ZM202 147V148H203ZM212 147V146H211ZM1 148V147H0ZM6 148V147H5ZM45 148V147H44ZM149 148H151L149 146ZM148 148V149H149ZM209 148V147H208ZM214 148V147H213ZM213 148L211 150H213ZM10 149V148H9ZM21 148H19L20 150ZM24 149V148H23ZM34 149V150H35ZM101 148V150H103ZM108 149V148H107ZM106 149V150H107ZM161 149V148H160ZM185 149V148H184ZM188 149V148H187ZM193 149V148H192ZM5 150V149H4ZM11 150V149H10ZM17 150V149H16ZM30 150V149H29ZM103 150V151H104ZM105 150V152H107ZM120 150H123L124 151V154L126 152V154H122ZM158 149H156L155 152H157ZM191 150V148H190ZM196 150V149H195ZM194 150V152H195ZM203 150V149H202ZM238 150V151H237ZM245 150V149H244ZM2 151V150H1ZM13 152H15L14 150H12ZM23 151V150H22ZM22 151L19 153L20 154V158L23 157L24 154H22ZM26 151V150H25ZM36 151V150H35ZM34 151V152H35ZM60 151L62 152L60 154ZM102 151V152H103ZM109 151V149H108ZM151 151V150H150ZM149 151V152H150ZM162 151V149L160 150ZM159 151V152H160ZM184 151V150H182ZM198 151H200L198 149ZM204 151V150H203ZM203 151L200 152V155H203L201 154ZM209 151V149H208ZM262 152V155L264 156V150H261ZM12 152V153H13ZM24 152V151H23ZM33 152V153H34ZM114 152V150H113ZM147 152V151H146ZM147 152V153H149ZM153 152V150H152ZM154 152V153H155ZM158 152V153H159ZM163 152V151H162ZM190 152V151H189ZM11 153V152H10ZM16 153V152H15ZM13 153V154H15ZM29 153V152H28ZM108 153V152H107ZM110 153V154H111ZM121 153V154H120ZM175 153V152H174ZM187 153V152H186ZM196 153V152H195ZM199 153V152H198ZM215 154H217L216 152H214ZM239 156H236L238 155ZM18 154V155H19ZM22 154V156H21ZM26 154V153H25ZM60 154V155H59ZM104 154V153H101V155ZM109 154V153H108ZM106 154V155H108ZM109 154V156H111ZM146 154V153H144ZM157 154V153H156ZM181 154H185V153H181ZM181 154H177L174 156H179L178 158L181 157ZM190 154L192 153H189V155H186L187 158L188 156H190ZM213 154V153H212ZM10 155V154H9ZM17 155V154H16ZM34 155V156H33ZM66 155V153H65ZM64 155V156H65ZM105 155V154H104ZM103 155V156H104ZM105 155V156H106ZM150 155V154H149ZM162 155V153H161ZM244 155V154H243ZM63 157V155H61ZM69 156V157H70ZM108 156V157H109ZM138 156V155H137ZM139 156H141V154H139ZM143 158L145 157L144 155H142ZM185 156V157H186ZM192 156V155H191ZM199 156V155H198ZM204 156V155H203ZM202 156V157H203ZM216 156V155H214ZM2 157V156H1ZM8 157V156H7ZM12 157V156H11ZM19 157V156H18ZM68 157V158H69ZM147 157V155H146ZM151 157V156H150ZM155 157V156H154ZM183 157V156H182ZM196 157V156H194ZM201 157V156H200ZM199 157V158H200ZM202 157L200 158V160H202ZM65 158V157H64ZM103 158V157H102ZM106 158V157H105ZM111 157H109L110 159ZM138 158V157H137ZM159 158V157H158ZM177 158V160H178ZM184 158V157H183ZM186 158V159H187ZM191 158V157H190ZM198 158V159H199ZM5 159V158H4ZM61 159V158H60ZM71 159V158H70ZM142 159V157H141ZM148 159V158H147ZM197 159V157H196ZM195 159V160H196ZM3 160V159H2ZM11 160V159H10ZM24 160V161H26ZM62 160V159H61ZM67 160V159H66ZM77 160L78 162H81V164H83L82 162H84L83 165H85V163H88L87 165L89 166H94L92 167L93 168V171H96L95 173H91L90 170L91 167L88 169L83 168L81 169V165H75V162L77 163ZM80 160V161H79ZM103 160V159H102ZM150 160V159H149ZM185 160V158H184ZM193 160V163L194 161ZM199 160V161H200ZM203 160H205V157H203ZM244 160V161H243ZM5 161V160H4ZM8 161V160H7ZM14 161V159L12 160V162ZM18 162V160H15ZM65 161V160H64ZM70 161V160H69ZM105 161V160H104ZM103 161V162H104ZM110 161H113L112 160H109ZM139 161V160H138ZM6 162V161H5ZM10 163H12L11 161H9ZM141 162V160L139 161ZM145 162V161H144ZM177 162V161H176ZM179 162V161H178ZM182 161H180L181 163ZM188 162H191L189 161V158H188ZM187 161L184 162V164H186L187 166ZM197 162V160H196ZM206 162V160H205ZM204 162V163H205ZM21 163V162H20ZM24 163V162H23ZM22 163V164H23ZM66 163V161H65ZM69 163V162H68ZM105 163V164H106ZM112 163V162H110ZM143 163V162H142ZM200 163V162H199ZM198 163V164H199ZM202 163V161H201ZM206 163V164H207ZM251 163V162H250ZM2 164V162H1ZM16 164V163H15ZM18 164V163H17ZM71 164V163H70ZM80 164V163H79ZM136 164V163H135ZM138 164V163H137ZM145 164V163H144ZM142 164V165H144ZM183 164V165H184ZM205 164V166H206ZM4 165V164H3ZM8 165V164H7ZM6 165V166H7ZM25 165V164H24ZM86 165V166H87ZM133 165V164H132ZM191 165V163H190ZM188 165V166H190ZM193 165V164H192ZM196 165V164H195ZM193 165V166H195ZM201 165V164H200ZM204 165V164H203ZM202 165V166H203ZM5 166V165H4ZM5 166V167H6ZM14 166V165H12ZM72 166V165H71ZM165 166V165H164ZM208 166V165H207ZM3 167V166H2ZM4 167V168H5ZM28 172V169L26 166H24ZM70 167V166H69ZM106 167V165H105ZM117 167V168H116ZM134 167V168H133ZM146 169H147V165H145ZM144 167V168H145ZM149 167V166H148ZM168 167V166H167ZM167 167H165V171H167ZM181 167L182 164H181ZM3 168V169H4ZM23 168V167H22ZM88 168V167H87ZM120 168V169H118ZM184 168V167H183ZM190 168V167H189ZM194 168H197L194 167ZM203 168V167H202ZM209 168V167H208ZM72 169V167H71ZM74 169V170H75ZM96 169V170H95ZM191 169V168H190ZM193 169V168H192ZM198 170L201 169L200 166L198 165ZM204 169V168H203ZM210 169V168H209ZM5 170V169H4ZM19 170V169H18ZM25 170V172H26ZM194 170V169H193ZM260 170V171H259ZM263 170V171H262ZM24 171V170H22ZM51 171V172H52ZM109 171V172H110ZM134 171V172H135ZM144 171V170H143ZM149 171V170H148ZM172 171V172H173ZM200 171V170H199ZM198 171V172H199ZM202 171V170H201ZM2 172V168H1V171ZM21 172V171H20ZM116 172V171H115ZM138 172V171H137ZM171 172V173H172ZM190 172V171H189ZM194 172V171H193ZM262 172V173H260ZM13 173V172H12ZM17 173V172H16ZM23 173V172H22ZM50 173V172H49ZM133 173V172H132ZM136 173V172H135ZM143 173V172H142ZM149 173V172H148ZM195 173H197V171H195ZM200 173V172H199ZM203 173V172H202ZM1 174V173H0ZM55 174V175H56ZM112 174V173H111ZM131 174V175H130ZM141 175V173H139ZM145 174L146 171H145ZM32 175V176H33ZM54 175V174H53ZM60 175V174H59ZM138 175V173L136 174ZM184 175V176H183ZM186 175V176H187ZM205 175L204 176H201L203 178H205ZM4 176V175H3ZM7 176V175H6ZM151 176L150 174L148 175V177ZM194 179H196L195 181H199V175L196 176V175H193ZM2 177V176H1ZM13 177V176H12ZM30 177V176H29ZM35 177V178H36ZM146 178V176H144ZM9 178V177H8ZM15 178V177H14ZM56 178V177H55ZM131 178V177H130ZM133 178H134V174H133ZM151 178V177H149ZM148 178V179H149ZM4 179V178H2ZM50 179V177H49ZM147 179V180H148ZM155 179V178H154ZM187 179V180H186ZM192 179V178H191ZM190 179V180H191ZM10 181V179H8ZM57 180V179H56ZM55 180V181H56ZM15 181V180H13ZM150 181V179L148 180V182ZM2 182V181H1ZM7 182V181H6ZM5 182V183H6ZM118 182V180H117ZM170 182V183H168ZM4 183V181H3ZM161 183V184H160ZM10 184V183H9ZM12 184V183H11ZM58 184V183H57ZM122 186V188L119 189V186L117 187L116 185H120ZM135 183H133L134 185ZM3 185V184H2ZM8 185V184H7ZM17 185V184H16ZM33 185V184H32ZM128 185H125L128 187ZM137 185V184H135ZM192 185L195 187H192ZM6 186V184L4 185ZM3 186V187H4ZM15 186V185H14ZM20 186V185H19ZM19 186H17L19 188ZM46 186V185H45ZM130 187H133V186H130ZM208 187V188H207ZM5 188V187H4ZM38 188V187H37ZM129 188V187H128ZM127 189L128 192H130L129 190ZM1 189V188H0ZM20 189V188H19ZM18 189V190H19ZM82 189H85V193L82 192ZM130 190L132 188H129ZM245 189V190H244ZM14 190H15V187H14ZM17 190V188H16ZM15 190V191H16ZM37 190V189H36ZM39 190V189H38ZM46 190V189H45ZM120 190V191H119ZM249 190V191H250ZM250 191L246 196L248 195H251V196H255L256 194H254L255 192L253 191ZM13 191V190H12ZM33 191V189H32ZM35 191V189H34ZM132 191V190H131ZM11 192V191H10ZM46 192V191H45ZM47 192V193H49ZM132 192V193H133ZM253 192V193H251ZM14 193V192H13ZM85 195H84V194ZM232 193V196H230ZM251 193V194H250ZM11 194V193H10ZM54 194V192H53ZM133 194V195H134ZM253 194V195H252ZM15 195V194H14ZM13 195V196H14ZM20 195V194H19ZM84 195V196H83ZM133 195H130V196H133ZM256 195V196H257ZM10 196V195H9ZM7 196V197H9ZM22 196V195H21ZM86 196L88 198H86ZM250 196V197H251ZM11 197V196H10ZM15 197V196H14ZM13 197V198H14ZM20 197V196H19ZM227 197H231L232 199L234 198L235 201H233V203L231 204V206L229 207L228 204L230 203H227L228 199ZM249 197V196H248ZM249 197V198H250ZM131 198V197H130ZM227 201H226V199ZM229 200V202H232V200ZM247 198V199H249ZM253 197H251L252 199ZM254 198H257V197H254ZM253 198V199H254ZM17 199V198H16ZM15 199V200H16ZM63 199V200H64ZM238 199V200H237ZM243 199V198H242ZM246 199V197H245ZM8 200V199H7ZM32 200V199H31ZM60 200V201H59ZM256 200V199H255ZM259 200V198H258ZM264 200V199H263ZM11 201V199H10ZM27 201V200H26ZM226 201V202H225ZM238 201V203H237ZM240 201V202H239ZM244 200H242L243 202ZM247 201V200H245ZM244 201V202H245ZM252 201V200H251ZM250 201V202H251ZM262 200H260L261 202ZM9 202V201H8ZM7 202V204H8ZM12 202V201H11ZM18 202V201H17ZM24 202V201H23ZM64 202V201H63ZM243 202V203H244ZM255 202V201H253ZM10 203V202H9ZM14 203V202H13ZM21 203V202H20ZM34 203V202H33ZM258 202H256L255 206L257 205ZM17 204V203H16ZM24 204V203H23ZM22 204V206H23ZM254 204V203H253ZM260 204V203H259ZM19 205V204H18ZM27 205V203H26ZM16 206V205H14ZM33 206V205H32ZM54 206V204H53ZM61 206V207H60ZM8 207V206H7ZM26 207V206H25ZM61 211H60V209ZM29 208V207H28ZM24 209V208H23ZM26 210V209H25ZM9 211V210H8ZM24 211V210H23ZM53 211V213H54ZM110 211H113V214L116 212V218L115 219H119V222H115V223H118L119 226L121 225L120 227V234L119 236L116 235V237H119L118 240L116 239L115 241L112 242V244L114 245L113 247L111 246L110 243H108L107 241L108 240H101V237H105V236H111L113 235V233H115L114 231L115 228L117 229V227L119 228V226L117 225H111L108 223V221L105 222L104 220V223H103V218L102 216L104 215V218H105V215H107ZM20 212V211H19ZM26 212V211H25ZM32 213V211H31ZM107 213V214H106ZM236 213V215H235ZM35 214V213H34ZM56 214V213H55ZM63 214V215H64ZM27 215V214H26ZM32 215V214H31ZM239 215V220H246L249 218V222L247 220V223L245 221V223L247 224L246 225V232L248 234V239H247V236H246V233H245V236L244 237V234H243V237L245 238L246 241H244L243 243H240L241 241H238L236 243V245L238 246H235L234 244V247L230 248L228 246L229 249H227V246H226V242L228 241L227 238L231 236H228L227 238H225L226 240L223 241L220 239L221 237V234L222 233H233V225L235 227L236 223H238L237 221V217L235 216H238ZM78 216H80V218H78ZM110 216V215H109ZM109 216H106L105 219L109 218ZM112 216V215H111ZM29 217V216H28ZM33 217V216H32ZM114 217V216H113ZM24 218V217H23ZM26 220L27 217L25 216ZM30 218V217H29ZM252 218V219H250ZM110 219V218H109ZM64 220V221H65ZM108 220V219H107ZM113 220V219H112ZM111 221V219H110ZM113 221H116V220H113ZM26 222V221H25ZM24 222V223H25ZM242 222V221H241ZM90 223L92 224H95V226L97 225L96 223H102L103 226H101V229H103L102 231V235L99 233L100 236H96V234L90 236L88 234V230L86 231L87 234L90 236L88 237L87 234H85V232L83 233L81 230H85L84 228H86V226L90 225L92 226ZM112 223V222H111ZM6 224V223H5ZM113 224V223H112ZM239 225H236L237 228L239 229L238 226H240V223H238ZM244 224V222H243ZM259 224V225H258ZM4 225V224H3ZM7 225V224H6ZM9 225V224H8ZM7 225V226H8ZM254 225H258L257 228H255ZM25 226V227H24ZM243 226V225H242ZM40 227V229H39ZM38 227L39 230H42L41 228V225ZM89 227V226H88ZM87 227V228H88ZM93 227V226H92ZM254 227V228H253ZM8 228V229H7ZM233 228V229H232ZM236 228V227H235ZM241 228V227H240ZM253 228L254 231H252L251 233V229ZM34 232V229L31 228ZM97 229V228H96ZM99 230V229H97ZM237 230V229H236ZM241 230V229H240ZM239 230V231H240ZM243 230V233H244V229ZM241 230V231H242ZM89 231H92L89 230ZM96 231V230H95ZM94 231V232H95ZM250 231V232H249ZM25 232V233H24ZM99 232V231H98ZM97 232V233H98ZM106 232V233H105ZM118 232V231H117ZM24 233L26 234L27 233V236H29V244H26L24 245V247H20L17 245V240L20 239L19 236L22 237L24 236H21V234ZM43 233V232H42ZM93 233V231L91 232V234ZM242 233V232H241ZM250 233V235H249ZM116 234V233H115ZM235 234V233H233ZM62 235V234H61ZM126 235V239L124 238ZM223 235V234H222ZM226 235V234H225ZM236 235V234H235ZM238 235H241L238 233ZM108 236V237H109ZM115 235H113L114 237ZM224 236V235H223ZM26 237V236H25ZM107 237V238H108ZM225 237V236H224ZM242 237V238H243ZM50 238V237H49ZM48 238V239H49ZM231 238V237H230ZM233 238V237H232ZM235 238V237H234ZM233 238V239H234ZM237 239L240 238L242 241L243 239L241 238V236L239 237H236ZM24 240L26 238H23ZM55 239V237H54ZM106 239V238H105ZM108 239H112V237L108 238ZM126 241H125V240ZM223 239V238H222ZM47 240V239H46ZM45 240V241H46ZM52 240V239H51ZM20 241V240H18ZM23 241V240H22ZM129 243H128V242ZM232 242V240H230ZM235 241V239H234ZM0 242V244H1ZM26 242V240H25ZM54 242V241H53ZM107 242V243H106ZM111 242V240H110ZM127 246H126V244ZM230 242V243H231ZM236 242V241H235ZM234 242V243H235ZM246 242V244H244ZM48 243V242H47ZM46 243V245H47ZM52 242H49L48 244H50ZM124 244V245H121V244ZM115 244H116V248L117 250H114L115 248ZM137 244H140V245H137ZM229 244V241L228 243ZM3 245V247H4ZM141 246L139 247V249H137L136 247L137 246ZM231 245V244H230ZM2 248V246H0ZM0 248V249H1ZM57 248V249H58ZM114 248V249H113ZM140 248H141V251H140ZM2 250H4L2 248ZM1 251V250H0ZM7 251V250H6ZM10 251V250H9ZM47 251V250H46ZM5 252V251H4ZM8 252V251H7ZM11 252V253H12ZM3 253V252H2ZM1 254V253H0ZM5 255V254H4ZM11 255V254H10ZM42 255L44 256V258L42 257ZM50 255V253L48 252L47 256ZM1 256V255H0ZM10 257V256H9ZM57 257V258H56ZM48 258V257H47ZM8 259V258H7ZM37 260H41L40 263H38ZM11 261H12V257H11ZM8 263V262H7Z\"/></svg>",
	"mask_w": 264,
	"mask_h": 264
},
{
	"label": "rangeland",
	"instance_id": "2",
	"mask_svg": "<svg viewBox=\"0 0 264 264\" xmlns=\"http://www.w3.org/2000/svg\"><path fill=\"white\" fill-rule=\"evenodd\" d=\"M13 1L15 2L16 1V3L18 4H15V3H13ZM22 0H0V6H2V7H0V40L1 39H3V40H5V42L4 41H2V44L3 43H6V44H4V46L6 47L5 49H7V48H9V49H7V51L5 52L4 50V48H3V46L2 47H0V75H3V76H5L4 78L5 79H0V87L2 86V88H1V94H0V125L2 126H0L1 128H0V171H1V168H2V172H0L1 174H0V233H2L5 229H6V227H9L10 225H11V223L13 224V218H15L16 216H18L20 219H21V221H23V224L25 225H27L28 224V221H29V226H28V228L30 229L29 230V233H31L32 234V237H36L37 235H35L36 233L38 234V232H39V234H38V236L37 237H39V236H41V234H42V236L44 237V244L43 245H45V247L44 246H42L44 249H45V251L44 250H42V252H43V255H45V258H44V256L42 255V257L44 258L43 260V262H47V261H49L48 259L50 258V257H55L56 256V253H58L59 251H60V249L58 248V246L56 245L57 244V242L58 241H56V238L58 239V240H60V237L62 236L63 237V234H64V231L66 230V220H65V210H64V213L63 212H60V214L58 215V213L57 212H59V210L58 211H54L53 209H55L56 207H55V203L57 202V200L60 198V199H62L61 201V205H62V207H61V209L64 207L65 208V206L67 205H65V203H66V200L64 199V197L62 198V195L64 196V190H67L66 188H65V186H66V184H68V182H70V180L72 181V179H73V173H75V172H77V168H78V171H79V169H80V167L78 166L76 169H75V167L76 166H74L73 167V161H74V159H72L73 157H71L70 156V154L69 153H67V152H64L63 150H62V152L60 151V154L61 155H63V157L60 155L59 156V160L61 161V165H62V167H63V169H62V171H61V173H59L58 175L56 174V172L55 173H53L54 171H52V170H49V171H46V173H47V177H48V180H52L51 178H53L54 180H53V183L51 184L52 186H54L53 187V192H54V194H53V192H51L52 194H50V190L48 189L50 186H49V184L47 183L46 184V182H44L43 184H44V186L43 187H41L42 189H40V187L39 186H37V187H35V184L33 183L34 181H36L38 178L36 177H34V175H33V173H32V170L29 168V167H27V160L25 159V157L24 156H26V158L28 157L27 155L29 154V155H31L32 156V154H34V155H39L37 152H39V153H41L40 155H44L43 157H45V158H47L48 157V155L47 154H50L49 152L50 151H44L45 149H47V150H53L54 148H55V144L57 143L58 145H59V142H60V147H62V148H64L65 146H64V144H65V142H66V145H67V143L68 142H70L72 139H73V137L72 136H70V135H75V132H76V130H77V128L79 127V125L81 126V120H78V119H81V118H83L85 115H84V112H82V110H80V108L81 109H83V107L84 106H86V104H87V106H88V108H90L89 110H91L92 112H97V111H101V116L100 117H102L103 116V113H102V110L106 107V106H108V108L111 110V107L113 106V104H115L116 102H115V98H114V95L113 96H111L113 93H112V89H111V87H109V86H112V85H109V80H107L108 79V77H106L107 79V81L105 80H102L101 81V79H99V78H95V75L97 76V68H95V66L97 65V63H95L96 62V59L95 58H93V59H90V60H92L91 62L93 63V66L91 65V62L90 61H86V62H84V61H80V64H79V67H80V69L81 68H83V66H84V68L87 70L86 71V73H84L83 74V76L82 75H79V74H76V72H78L79 70H76V69H78V68H76L75 66L73 67V65H71V64H69V65H71L70 66V69H65V67H63V66H65V65H67L68 64V61H66V60H63L62 61V59L63 58H59L58 56H57V53H58V51L59 50H61L60 48H59V45H57V46H51L52 48H53V50H52V48L51 47H48L50 50H46L45 48V50L48 52H46V51H44L46 54H44L42 57H40L38 60H36V61H34V59L33 58H35V56L34 55H32V53L34 52V50L35 49H33V48H35V44L37 43V42H46V37L48 36V35H51L52 34V32L50 33V31H49V29L52 31L53 29V31H55L56 29H57V26H54L55 24L56 25H58V27L59 26H61L62 28L64 27L63 25H64V21L62 22L61 20H56L55 21V18H53L54 16L56 17V15H57V18L60 16V15H64V14H68L70 11H72L70 8H66L63 4H62V2H63V0H58V2H56L57 0H55V2H56V4H54L55 6L57 5V6H59L60 7V10H58V11H61L62 12V14H60L59 12H57V8H59V7H54V6H52V8L54 7V8H56L55 9V11L54 10H52L53 11V13L52 12H50V9H49V11H48V13L49 14H47V11H46V13H44V12H41V11H44V9H46V7L48 8L49 6H51V5H49V3H50V1H47V0H23L22 2H21ZM36 1V2H35ZM44 1V2H43ZM47 1V2H46ZM107 1V0H106ZM105 0H101V2H102V4H103V6H105L106 5V8L105 7H103L102 5H101V2H99V1H97V0H95V3L97 4V2H98V4L100 3V5H98V8H101V9H99V10H96V11H93V13H97V14H95V15H91L92 14V12L90 13V15L91 16H89L90 17V19L92 20V21H90V19H87L88 21H87V23H85L86 22V19H85V21H84V27H85V25L86 26H91V27H93L94 29L96 28V27H98V25H99V23H100V21H103V19H104V13H103V8L104 9H109L108 7H110V6H112L113 4L115 5V3H112V1L113 2H116L117 1V3H118V0H108L107 2L108 3H110V4H112V5H110V4H108V3H106V4H104L105 2H106ZM119 1H121V0H119ZM135 2H137L138 1V3L137 4H139V5H141V7H146V6H148L149 4H152V6L154 5V3H155V0L153 1V0H134ZM143 2V4H142V2ZM148 1V2H147ZM154 3H153V2ZM170 0H168V2H169ZM184 1V0H183ZM182 0L180 1V0H175V2L177 3H180V2H183ZM206 1V2H205ZM205 1H198V7H196V8H194L195 10H193V11H196L198 14H200L201 13V11L204 9V8H206V10H207V8L208 9H210L211 11H212V9H213V12H211V18H212V20H213V14L212 13H214V20H216L217 19V21H213L212 22V20H210L209 21V25H210V30H209V28L208 29H206L205 30V32H207L206 34H205V32H202L201 34V37L202 36H205V38H203V43L205 42H209V44L208 43H204V44H202V50H203V53H199L200 54V56L198 55V54H196V56L195 57H197V58H193V60L195 61H193V62H191V63H189V64H187L186 65V67L188 68L189 67V70H192V69H194L192 72H189V70H187V74H191L190 76L188 75V83L186 84V90H187V92H188V95H190V96H188V98H192V99H202L203 100V98H201V97H203L202 96V94H204V95H207V96H209L210 97V100H212L211 99V96L212 97H215V98H213V100L214 99H216V97L218 96V92H216V89H214L215 88V84H216V88L218 87V88H221L225 83H223V84H221V83H219V81H216L215 80V77L217 76V75H219L220 76V74H222V71H223V73L225 72V70L227 69V67H223V65H222V61H224V57L225 56H227L226 54L232 49V48H234V47H236L235 46V44H238L239 42V40H240V42L241 41H243V37H245V35H247V34H245V29L244 28H246V26H248L247 24H250L251 23V25H254L253 26V32L252 33H254L255 31L254 30H256V33H258V31H259V33H258V37L260 38V37H263V38H260L261 40H263V42H264V33H263V24L262 23H264V21H262V19L264 20V0H211V2H210V0L208 1V0H205ZM212 1H213V3H214V1H216L214 4L212 3ZM248 1H253L254 2V8H253V10H252V14H254L253 16H252V14L250 15V17H248L247 15V17H244L243 15L246 13V9H245V5L247 4V2ZM3 2H4V4H3ZM6 2V3H5ZM11 2V3H10ZM27 4H25V3ZM29 2V3H28ZM31 2V3H30ZM42 2V3H41ZM159 2H161V3H163L164 5L166 4L167 6L169 5V4H167L166 2H167V0H164V1H162V0H160ZM202 2H204V3H202ZM7 3H9V4H7ZM13 3V4H12ZM22 3V4H21ZM36 3V4H35ZM44 3V4H43ZM60 5H59V4ZM120 3V2H119ZM199 3H200V5H199ZM208 4L209 5V7H208V5H206V4ZM210 3V4H209ZM10 4H12V5H10ZM30 4V6H28ZM41 4V5H40ZM43 4V5H42ZM46 4V5H45ZM95 4V5H96ZM110 5V6H108V5ZM146 6H145V5ZM157 5H159V3H156ZM163 4H160L161 6L163 5ZM203 4V5H202ZM212 4V5H211ZM14 5V6H13ZM62 5V6H61ZM96 5V6H97ZM206 5V6H205ZM10 6V7H9ZM45 6V7H44ZM99 6H101V7H99ZM150 7H151V5H149ZM160 6V7H161ZM200 6V7H199ZM205 6V7H204ZM215 6V7H214ZM16 8L17 7V9H18V13H16L15 15L10 11V10H12V8ZM25 7V8H24ZM38 7H39V9H38ZM43 7H44V9H43ZM62 7H64V8H62ZM164 6H162L161 8H159V6H158V10L160 9H164L163 8ZM173 6H171V7H169V8H172ZM4 8V9H3ZM26 8H27V10H26ZM32 8V11L30 10ZM34 8V9H33ZM40 8H42V9H40ZM53 8V9H54ZM62 8V9H61ZM98 8H96V9H98ZM212 8V9H211ZM2 9V10H1ZM25 9V10H24ZM64 9V10H63ZM215 9V10H214ZM21 10V11H20ZM28 10H29V12H28ZM38 10V11H37ZM40 10V11H39ZM159 10V11H160ZM245 10V13L243 12L242 13V11H244ZM263 10V11H262ZM3 11V12H2ZM25 11V12H24ZM31 11V12H30ZM36 13H35V12ZM98 11V12H97ZM192 11V12H193ZM199 11V12H198ZM217 11V12H216ZM260 11V12H259ZM5 12V13H4ZM41 12V13H40ZM63 12H64V14H63ZM196 12H193V17L194 18H196V20H199L200 19V16L199 15H197V13ZM263 13L262 15H259L260 13ZM3 15H5L6 17H4V20H3V16H2V14ZM9 15H8V14ZM32 13V14H31ZM37 13H38V16H35V15H37ZM42 13H44V14H42ZM56 13V14H55ZM101 13V14H100ZM196 13V14H195ZM7 14V15H6ZM17 14H18V16H17ZM40 14V15H39ZM100 14V15H99ZM20 15V16H19ZM31 16V17H29V16ZM42 15V16H41ZM49 15V16H48ZM51 15V16H50ZM59 15V16H58ZM195 15H197V16H195ZM242 15V16H241ZM25 16V17H24ZM46 16V17H45ZM48 16V17H47ZM53 16V17H52ZM95 16V17H94ZM98 16V17H97ZM241 16V17H240ZM261 16H263L262 17V19H261ZM2 17V18H1ZM29 17V20L27 19V18ZM35 17H40V21H41V23H43V24H41L40 23V21L38 22V20H37V22L38 23H40L39 24V26H38V23H36V20L35 19H38V18H35ZM41 17H43V18H41ZM50 17V18H49ZM100 17V18H99ZM197 17H198V19H197ZM217 17V18H216ZM244 17V18H243ZM258 17H260V18H258ZM8 18V19H7ZM32 18H34V19H32ZM47 18V19H46ZM56 18V19H57ZM93 18V19H92ZM210 18V19H211ZM241 18V19H240ZM247 18H253V21H254V23H253V21H252V19H250V21H249V19H247ZM20 19H27V22L25 23L26 24V26L25 25H23L22 24V22L20 23V21H22V20H20ZM59 19V18H58ZM96 19V20H95ZM102 19V20H101ZM218 19H219V23H218ZM261 20V22H260V20ZM3 20V21H2ZM20 20V21H19ZM32 21V23L31 22H29V21ZM93 20H95V21H93ZM98 20H99V22H98ZM246 20V21H245ZM256 20H258L259 22H257ZM7 21V22H6ZM53 21H55V22H62V23H60V24H58V23H53ZM238 21H241L242 22V24L241 23H239ZM244 21V22H243ZM10 22V23H9ZM19 24H18V23ZM96 22V23H95ZM98 22V23H97ZM181 22V24L179 23V20H178V22L176 21V23H175V21L173 22V23H175L173 26L175 27V29H174V27L173 26H170V27H166V26H164V24H162L161 23V25H162V29L164 30V28L166 27L167 29L166 30H162L161 29V25H160V23H158V25H156V26H153V27H156V28H153L151 25L149 26V24L147 25L146 24V26H144V28H146L148 31L151 29V33L150 32H148L147 30H146V32L147 33H149L148 35V37L149 38H154L155 36L156 37H158V38H155L158 42H163V45L165 46V45H168V44H170L171 46L172 45H176L177 44V39L179 38V37H190L189 36V34H187V31L186 30H188V29H186V23H184V21H180ZM183 22V23H182ZM212 22V23H211ZM214 22H216L215 23V25H214ZM250 22V23H249ZM30 23V24H29ZM35 25H34V24ZM90 23H95V24H91L90 25ZM179 25H178V24ZM211 23V24H210ZM238 23V24H237ZM244 23V24H243ZM17 24V25H16ZM22 24V25H21ZM53 26H51V25ZM54 24V25H53ZM87 24H89V25H87ZM260 26H259V25ZM262 24V25H261ZM4 27H3V26ZM5 25H6V27H5ZM11 25H14V26H12L11 27ZM19 25V26H18ZM30 25V26H29ZM37 25V26H36ZM48 25V26H47ZM95 25V26H94ZM160 25V26H159ZM178 25V26H177ZM181 25V26H180ZM232 25V27H230ZM22 27V29H20L21 27ZM25 26V27H24ZM33 26H36V27H39V28H43L42 30H44V28L46 29V30H44L43 31V39H41V41H40V36H37V34H36V36L38 37V38H36L34 35L35 34H33V36H30L31 35V31H32V28H33ZM44 26V27H43ZM47 28H46V27ZM147 26H149L148 28H147ZM183 26V27H182ZM8 27V28H7ZM14 27V28H13ZM28 27H30L31 28V31L29 32V30L30 29H28ZM56 27V28H55ZM164 27V28H163ZM180 27V29H178ZM9 28H10V30H9ZM25 28H27L28 30V33L26 32V29ZM49 28V29H48ZM53 28V29H52ZM60 28V27H59ZM62 28H60V29H58L59 30V32L57 31V37H60V38H62V37H65V31H64V28L62 29ZM150 28V29H149ZM186 29V30H182V29ZM262 28V29H261ZM4 29H5V31H4ZM34 29V28H33ZM154 29V30H153ZM160 31H159V30ZM174 29V30H173ZM178 29V30H177ZM262 30V32H261V30ZM8 32H7V31ZM21 30V31H20ZM61 30V31H60ZM93 30V29H92ZM175 30H177V31H175ZM207 30H209V31H207ZM229 30V31H228ZM19 31V32H18ZM64 31V32H63ZM154 31V32H153ZM162 31V32H161ZM166 31V32H165ZM171 32V34L169 35V33ZM182 31V32H181ZM183 31H185V33L183 32ZM228 31V35L226 36V32ZM244 31V33H242ZM21 32V33H20ZM22 32H25L26 34H23ZM49 32V33H48ZM60 32H62V33H60ZM157 32V33H156ZM211 33V34H209V36L207 35L208 33ZM241 32V33H240ZM260 32L261 33H263V35L261 34V36H260ZM20 33V34H19ZM30 33V34H29ZM46 33H47V35H46ZM152 33L154 34V35H152ZM162 33V34H161ZM163 33L164 34H166L165 36L163 35ZM242 35L241 37H240V34ZM19 34V35H18ZM60 34H63V35H60ZM158 34V35H157ZM179 34L181 35V36H179ZM185 34V35H184ZM244 34V35H243ZM16 35V36H15ZM22 35V36H21ZM27 35H29L28 36V38H27ZM151 35V36H150ZM163 36V37H159V36ZM168 35V36H167ZM173 35V36H172ZM62 36V37H61ZM171 36H172V38H171ZM178 36V37H177ZM207 36H208V38H207ZM2 37H4V38H2ZM23 37V38H22ZM29 37H30V40H31V38H32V40L31 41H29ZM49 37V36H48ZM47 37V38H48ZM168 37V39L166 40V38ZM170 37V38H169ZM175 39H174V38ZM177 37V38H176ZM187 37V38H188ZM257 37V35L255 36V37H253V38H255L254 40H255V42H254V44H253V48H255V49H252V57H254V58H256V59H254V61H252L251 62V60H253V58L250 56L249 58H247V59H249L248 61H247V59L246 60H243V61H241V63L240 64H238V63H234V64H236L235 65V68L236 69H240V70H238V76H239V74H242V75H240V77H244V78H242L241 80H243L242 82H240V86L242 87V85L244 84V82L246 81V80H249L250 81V79L252 80V81H250V82H245L246 84H245V86H243V87H245V88H243V90H246V88H247V93H249V95H251L252 97L253 96H255V94L257 93V91H259L257 88H258V84H256L257 82H259L260 80H259V74L258 73H261V67L264 65V46H263V44L264 43H262V41H260L261 43L259 44V45H257L258 44V42H259V38ZM14 38V39H13ZM18 38H20L19 40H18ZM26 38V39H25ZM34 38V39H33ZM36 38V39H35ZM159 38H161L160 40H159ZM187 38H185V40L187 39ZM210 38V39H209ZM240 38H242V39H240ZM13 39V40H12ZM16 39H17V41H16ZM21 39H23V40H21ZM37 39H39V40H37ZM52 40V36L51 37H49V39H47V41H49V40ZM164 39L166 40V42L164 41ZM189 39V38H188ZM208 41H207V40ZM230 39V40H229ZM239 39V40H238ZM259 39V40H258ZM20 40H21V42H20ZM173 40V44H171V41ZM205 40V41H204ZM227 40H229L230 42H229V45L226 43V41ZM233 40V42L231 43V41ZM244 42H246V41H248V39L247 38H244ZM258 40V42H256ZM11 41H12V43H11ZM30 42V44H29V42ZM33 41V42H32ZM37 41V42H36ZM116 41L117 42H121V43H123L122 41L123 40H121V38L119 39V38H117L116 39ZM169 41H170V43H169ZM176 42V44H175V42ZM24 42V43H23ZM28 42V43H27ZM32 42V43H31ZM35 42V43H34ZM168 42V44H165V43H167ZM238 42V43H237ZM8 43V44H7ZM11 43V44H10ZM16 43V44H15ZM20 43H22V44H25V45H27V46H29V47H27V46H23L22 44L21 45H19ZM27 43V44H26ZM231 43V44H230ZM256 43V44H255ZM29 44V45H28ZM32 44V45H31ZM119 44V45H118ZM162 44V43H161ZM49 45H50V43H49ZM180 45V44H179ZM206 45V46H205ZM227 45V46H226ZM232 45H233V47H232ZM8 46V47H7ZM14 47V48H12V47ZM15 46H16V48L17 49H15ZM33 46V47H32ZM43 46H45V44H43ZM116 46L117 47H121V44L120 43H116ZM183 46V45H182ZM203 46H205L204 48H203ZM208 46V47H207ZM10 47H11V49H10ZM22 47V48H21ZM119 47V48H120ZM232 47V48H231ZM18 48H21V49H19L18 50ZM26 48V49H25ZM32 48V49H31ZM54 48H56V49H54ZM23 49V50H22ZM31 49V50H30ZM207 49V50H206ZM230 49V50H229ZM259 49V50H258ZM25 50V51H24ZM58 50V51H57ZM205 50V51H204ZM14 51V52H13ZM15 51H17V52H19L18 53V55H16L15 53H17V52H15ZM31 51V52H30ZM33 51V52H32ZM50 51H52V52H50ZM54 51H57V52H54ZM259 51V52H258ZM261 51V52H260ZM9 52H11V53H9ZM13 52V53H12ZM20 52H21V54H20ZM24 52V53H23ZM29 52V53H28ZM202 52V51H201ZM218 52V53H217ZM255 52H257L256 54H255ZM27 53H28V55H27ZM30 53H31V56H30ZM52 53V54H51ZM54 53V54H53ZM219 54L218 56H219V58L220 59H223V60H221V64L220 63H217L216 61H215V55L214 54ZM261 53H263V55L261 54ZM7 54V55H6ZM14 55V57H13V55ZM21 56H20V55ZM49 54H51V55H49ZM258 54H259V56H261V59H259L260 57L258 56ZM9 55H10V57H9ZM12 55V56H11ZM24 57H27L28 56V60L27 61H24V62H21V63H19L21 60H22V57L23 56ZM27 55V56H26ZM49 55V56H48ZM55 55V58L53 57V56ZM254 55V56H253ZM7 56V57H6ZM30 56V57H29ZM51 56L53 57L52 59H51ZM232 58L234 57V58H237V54L236 53H233L232 52V55H230ZM256 56H258V57H256ZM11 57H13V58H20V59H13L12 58V60H11ZM263 57V58H262ZM9 58H10V61H8L9 60ZM251 58V59H250ZM260 60L258 63H257V60L258 59ZM6 59V60H5ZM57 59H59V60H57ZM61 59V60H60ZM16 60V61H15ZM18 60V61H17ZM57 60V61H56ZM206 60H209V61H207L206 62ZM256 60V61H255ZM12 61H14V62H12ZM29 61V63H26V62H28ZM34 61V62H33ZM38 61V62H37ZM48 61V62H47ZM52 61V62H51ZM60 61V62H59ZM244 61H246V62H244ZM52 64H51V63ZM65 62V64H63ZM82 62V63H81ZM89 62V67H94L92 70H90L91 71V73H90V71L88 70V69H90L88 66H87V63ZM213 62H215L214 64L215 65H217V66H211L210 68L211 69H214L215 70V72H216V75H215V77H214V81L212 82V85L214 86V88H213V86L212 85H210V84H208V87H207V85H206V87L209 89L211 86H212V88H213V90H215V91H213L212 90V88H210L209 90V95H208V93H207V91H208V89L206 88L205 89V87H203L202 85H199L198 84V82L196 81H194V80H196V79H198V77H199V74H200V76H202V73H203V75L205 74V69L206 68H204L205 67V65H208L209 63L211 64H213ZM225 62H227L228 63V61H226L225 60ZM9 63V64H8ZM17 63V64H16ZM45 63V64H44ZM60 63H62V65L60 64ZM95 63V64H94ZM184 62H177L176 64H179V65H177L179 68H181L182 66H183V68H184V64H186V63H184ZM207 63V64H206ZM244 63V64H243ZM252 63V64H251ZM254 63L256 64V65H254ZM260 63V64H259ZM262 63V64H261ZM4 64V65H3ZM13 64V65H12ZM23 66H22V65ZM29 64V65H28ZM38 64V65H37ZM44 64V65H43ZM84 64V65H83ZM180 64H182V65H180ZM192 64V65H191ZM213 64V65H214ZM220 64V65H219ZM228 64H230V63H228ZM3 65V67H1ZM17 65H21V66H17ZM26 65V66H25ZM34 65V66H33ZM48 65V66H47ZM51 65H52V67H51ZM60 65V66H59ZM86 65V66H85ZM191 65V66H190ZM242 65V66H241ZM243 65H244V67L248 70H246V69H244V67H243ZM252 65H253V67H252ZM258 65V66H257ZM82 66V67H81ZM247 66H249V67H247ZM254 66H256L257 67V69H256V67H254ZM261 66V67H260ZM12 67V68H11ZM21 67V68H20ZM26 67V68H25ZM31 67V68H30ZM32 67H34L33 69H32ZM37 67H39V68H37ZM60 67H62L61 68V70H60ZM219 67H220V70L221 71H217L216 69L218 68L219 69ZM223 67V68H222ZM254 68V70H255V72L256 71H259V72H254V70L253 69H251V68ZM259 67V68H258ZM18 68V69H17ZM25 68V69H24ZM28 68V69H27ZM59 68V69H58ZM242 68V69H241ZM261 68V69H260ZM263 68H264V66H263ZM4 69V70H3ZM39 69V70H38ZM58 69V70H57ZM186 69V68H185ZM224 69V70H223ZM250 69V70H249ZM7 70H10V71H8L7 72ZM32 70V71H31ZM37 70V71H36ZM48 70H49V72H48ZM53 70V71H52ZM66 70H68V71H66ZM73 70V71H72ZM203 70H204V72H203ZM207 70V69H206ZM242 70V71H241ZM261 70V71H260ZM13 71V72H12ZM59 71V72H58ZM64 71V72H63ZM72 71V72H71ZM76 71V72H75ZM93 71V72H92ZM24 72V73H23ZM36 72V73H35ZM57 72V73H56ZM65 72H66V74H68V72H69V74H70V77H68L69 79H67L66 80V82H67V84H64L65 83V80H63L62 81V77L61 76H63L64 77V75L63 74H61V73H64L65 74ZM71 72V73H70ZM87 72H88V74H87ZM94 72H96V73H94ZM221 72V73H220ZM240 72H242V73H240ZM247 73V74H244V73ZM250 72V73H249ZM251 72H253L252 74H251ZM11 73V74H10ZM17 73V74H16ZM35 73V74H34ZM52 73V74H51ZM72 73H74V74H72ZM92 74L91 76H90V74ZM218 73V74H217ZM8 74H9V77H8ZM15 74V75H14ZM20 74V75H19ZM23 74V75H22ZM39 74V75H38ZM43 74V75H42ZM48 74V75H47ZM50 74V75H49ZM60 74V75H59ZM65 74V75H66ZM69 74L67 75V76H69ZM71 74H72V77H71ZM88 76H87V75ZM94 74V75H93ZM257 74V75H256ZM7 75V76H6ZM35 75H36V77H35ZM74 75H75V77H76V79H75V77H74ZM77 75H79V76H77ZM246 77H245V76ZM252 75L253 77H250V76ZM258 77V78H256V76ZM13 76H15V77H13ZM23 76V77H22ZM40 76V77H39ZM86 76V77H85ZM175 76V75H174ZM197 76V77H196ZM219 76H217L218 77V79H219ZM248 76L250 77V78H248ZM254 76H255V80L254 79H252V78H254ZM11 77H12V79H11ZM44 77V78H43ZM48 77V78H47ZM78 77V78H77ZM84 77V78H83ZM89 77L91 78V79H89ZM195 77V78H194ZM240 77H238V80H240ZM38 78V79H37ZM54 78V79H53ZM61 78V79H60ZM72 78V79H71ZM80 78V79H79ZM174 78V77H173ZM14 79V80H13ZM21 79V80H20ZM26 79V80H25ZM41 79V80H40ZM95 79H96V81H95ZM246 79V80H245ZM5 80H8V81H5ZM32 80L34 81V83L32 82ZM36 80H37V82H36ZM61 80V81H60ZM68 80H70V81H68ZM89 80V81H88ZM233 80V79H232ZM232 80L230 81V80H228L227 82L229 83V81H230V83L232 82ZM235 80V79H234ZM259 80V81H258ZM24 81V82H23ZM50 83H49V82ZM73 81V82H72ZM88 81V82H87ZM191 81V82H190ZM26 82V83H25ZM60 82H62V83H60ZM70 84H69V83ZM77 82V83H76ZM79 82V83H78ZM83 82V83H82ZM90 82V83H89ZM102 84H101V83ZM104 82H105V84H104ZM108 82V83H107ZM111 82V81H110ZM218 82V83H217ZM254 82H255V84H254ZM6 83H7V85H6ZM9 83V84H8ZM21 83V84H20ZM39 83V84H38ZM52 83V84H51ZM54 83V84H53ZM58 85H57V84ZM91 83H92V85H91ZM189 83H191L190 85H189ZM5 84V85H4ZM13 84V85H12ZM37 84V85H36ZM76 84V85H75ZM80 84V85H79ZM83 84V86L81 87V85ZM101 84V85H100ZM108 85V87H107V85ZM219 84H221V87H220V85ZM227 84V83H226ZM242 84V85H241ZM41 85V86H40ZM57 85V86H56ZM59 85H60V87H59ZM62 85H64L63 87H62ZM104 85V86H103ZM197 85V86H196ZM202 87V89H200V87ZM11 86V87H10ZM13 86V87H12ZM38 86V87H37ZM75 88H74V87ZM88 86H89V88H88ZM94 86V87H93ZM102 86H103V88L104 87H106V89H103L102 88ZM249 88H248V87ZM6 87V88H5ZM16 87V88H15ZM18 87V88H17ZM24 87V88H23ZM26 87V88H25ZM42 87V88H41ZM48 87V88H47ZM51 87V88H50ZM53 87V88H52ZM55 87V88H54ZM77 87V88H76ZM98 87V88H97ZM132 87V86H131ZM130 87V88H131ZM191 87V88H190ZM193 87H195V88H193ZM199 87V88H198ZM257 87V88H256ZM34 90H33V89ZM58 88V89H57ZM91 88V89H90ZM95 88V89H94ZM128 89L129 90V92H126L127 94V96L128 95H130V97L133 99V101L134 102H136L135 103V107H136V109L137 110H139V112H143V113H148V111L147 112H144V111H146V110H148L149 108V113H148V115L150 116V117H152L151 118V121H152V124H154V125H151V127H152V129H153V135H152V137L150 138V144H155L156 146H154V145H149L151 148H149V146L147 147V149L145 150V152H141V153H137V155L134 157V158H136L137 159V161H135V162H133L132 164H131V166H137L138 167V165H139V167H141V170H132L131 171V176H128V177H126V178H122V175L125 173L124 171V173L123 172H121L122 170H118L117 171V169H114V165H117V164H113V163H116V162H114L115 160H114V158H115V155L117 154V152H115V147H117V145L115 146V141L116 140H121V141H125V139H123V138H126V137H128L127 135H126V133L124 132V134L120 137V135L119 136H114V129L113 128H111L113 131L111 132V130H110V133H112L113 135H106V136H104L103 138L100 136V138H98L99 137V135H98V132H97V134L95 133V134H92L94 137H95V139L93 138V137H90L91 136V133L90 134H84L83 135V133H81V135H79L82 139L83 138H85V139H81L79 136V142L80 143H84V142H88L89 141V139L90 140H92L94 143H96V144H94V147L95 146H97V148H95V150L100 154V160H99V163L101 162V164H99V168L102 170V168H103V171L104 172H106L107 173V170H109V169H111L110 167H112V169H111V171L109 172L108 171V173H110V177L113 179L114 178V180L116 179V184H119V179H127V182H128V180L130 181L131 179V181L129 182V184L131 183L132 185H128V183L126 184V182H125V185H128V187L129 188H132L131 190L127 187V186H125L124 185V180H122V182H120L122 185H124L123 187L125 188V191H126V193H129V194H127V196H128V198L130 199V200H132V201H134L135 202V198L134 197H136V195L134 194L135 193V191L133 192V190H135V188H136V190L138 189L137 188V186L139 185L135 180H138V179H136V177L137 176H139V177H141V178H144V181L146 182V184H149L150 182H152V180H158L159 182H161L160 184L161 185H164V184H167V181L166 180H169L170 178H171V175L172 174H174L175 172L174 171H176L177 172V170H175V169H178V172L180 171V169H186V170H184V171H181L180 172V174L182 173V174H185V173H183V172H186V173H188V175L186 176H184L185 178L186 177H188L189 176V178H187L186 180L187 181H189L190 183H192V184H194V183H196L195 184V187H197V186H200L199 188H201V189H205L206 188V186H214L213 188L215 189V192L219 195V196H222L223 195V198H224V196L226 197L228 194H229V191L231 190V187L234 185V182H235V180H236V174H235V172L233 171V169H232V167L233 166H230L228 169H226L222 164H220V165H218L217 164V166H215L216 168H218V170L216 171V172H212V173H210L211 171L210 170H212V164H208L209 163V159H211V158H209V155H210V157H217V158H222V156L224 155L222 152H218L217 153V151L216 150H214L215 149V145H212V143L210 144V137H211V139H216V137H214V136H217V138L219 139L218 141H219V146L221 145V143H223L225 140H224V138H222V136H223V134H225V135H230V129H232V131L234 132V133H236V130H234V128L235 127H233V125L228 121V120H224V119H216V118H214V117H211V118H209L211 115H209L208 116V118H209V120H208V118H207V115H201V116H199L198 117V121L197 120H195L196 122H198V123H196L195 121H194V118H193V116L191 115V117H190V115H186L184 112H182L183 110H178L177 111V113L179 114V113H181V114H183L184 116L186 115L187 117H184V116H182L181 114V116L180 115H178V114H176V116L174 117V114H165V118H164V114H162L163 115V117L162 116H160V120H158L157 121V119H159L158 117L159 116H157V114L158 115H161L160 114V111L158 110L159 109V107H160V105H165L166 103L164 102V101H162V99H158V97H156V96H154L153 95V97H152V95H151V97H150V95L147 97L146 96V94H143L141 91V89H139V88H137V87H135V90H136V92L133 90V92L131 91L132 90V88L131 89ZM188 88V89H187ZM6 89H8V90H6ZM13 91H15V92H13ZM22 89V90H21ZM28 89H29V91H28ZM41 89L42 90H44V92L42 91L41 92ZM50 90V92H49V90ZM53 89H56V90H54L53 91ZM68 89V90H67ZM107 89L109 90V92L107 93ZM163 89V90H162ZM165 89L166 88H162V87H160L159 88V90H160V92H159V90L157 91L158 93H161L162 91V93H165L164 91H165ZM195 89V90H194ZM198 89H200V90H198ZM206 90L205 92L203 91V90ZM10 90V91H9ZM19 92H18V91ZM25 90V91H24ZM80 90H82V91H80ZM94 90V91H93ZM106 90V91H105ZM140 90V91H139ZM190 90V91H189ZM193 90V91H192ZM248 90H249V92H248ZM17 91V92H16ZM57 91H59V92H57ZM63 91V92H62ZM93 93H92V92ZM100 91H103V92H101L100 93ZM110 91H111V94H110ZM131 91V92H130ZM138 91V92H137ZM196 91V92H195ZM201 91H202V93H201ZM212 91L213 92H216L217 94H215V93H212ZM31 92V93H30ZM36 92V93H35ZM53 92H54V94H53ZM62 92V93H61ZM68 92L69 93H71V95L74 97V101H69V95L70 94H68ZM74 92V93H73ZM76 92H78V93H76ZM91 92V93H90ZM95 92V93H94ZM104 92H105V94H104ZM135 92V93H134ZM140 92V93H139ZM193 93V94H190V93ZM199 92V93H198ZM4 93V94H3ZM11 93V94H10ZM15 93V94H14ZM39 93V94H38ZM47 93H48V95H47ZM49 93H51V94H49ZM60 93H61V95H60ZM64 93H65V95H64ZM83 93V94H82ZM97 93V94H96ZM129 93V94H128ZM133 93V94H132ZM17 94V95H16ZM29 94V95H28ZM31 94H33V95H31ZM43 94H44V96H43ZM74 94H76L75 96H74ZM82 94V95H81ZM90 94V95H89ZM92 94V95H91ZM95 94V95H94ZM104 94V95H103ZM106 94H109V96L108 95H106ZM138 95V97H137V95ZM142 94V95H141ZM211 94H213V95H211ZM6 95V96H5ZM10 95V96H9ZM14 95V96H13ZM23 95H25L24 97H23ZM51 95V96H50ZM54 95V96H53ZM56 95V96H55ZM57 95H58V97H57ZM68 95V96H67ZM85 96V98L84 97H82V96ZM97 95V96H96ZM135 97H134V96ZM140 95V96H139ZM145 97H144V96ZM200 95V96H199ZM211 95V96H210ZM216 95V96H215ZM257 95H259V98L260 99H263L264 100V95H260L259 93H257ZM3 96H4V98H3ZM19 96V97H18ZM33 96V97H32ZM36 96V97H35ZM81 96V97H80ZM92 96V97H91ZM99 96H100V98H99ZM8 97V98H7ZM39 97H40V99H39ZM52 99H51V98ZM58 99H56V98ZM62 97V98H61ZM66 97V98H65ZM67 97H68V99H67ZM76 97H78V99H80L79 101L77 100V98ZM91 97V98H90ZM96 97V98H95ZM102 97H108V99L109 98H111V99H113V101L111 102V99H105V100H103L104 98H102ZM113 97V98H112ZM129 97V96H128ZM134 97V98H133ZM142 97V98H141ZM154 97H156L155 99H158L157 100V102H156V100L155 99H153ZM198 97H200V98H198ZM50 98V99H49ZM75 98H76V100H75ZM83 98V99H82ZM94 98V99H93ZM99 100H98V99ZM138 98V99H137ZM144 98V99H143ZM149 98V99H148ZM4 99V100H3ZM7 99V100H6ZM38 99V100H37ZM47 101H46V100ZM60 99V100H59ZM66 100V101H64V100ZM89 99V102L90 103H88L86 100H88ZM100 99H101V101H100ZM140 99H142L143 101H144V103L146 102L147 103V105L145 104L144 106H143V102L140 100ZM17 101V102H15V101ZM22 100V101H21ZM25 100V101H24ZM50 100H52V103H50L51 101ZM62 100V101H61ZM68 100V101H67ZM136 100V101H135ZM142 102V106L146 109V110H144L143 109V107L141 106V107H139V104L141 103L140 101ZM3 101V102H2ZM14 101V102H13ZM35 101V102H34ZM43 101V102H42ZM58 101V102H57ZM60 101V102H59ZM82 103H81V102ZM85 101V102H84ZM98 101L99 102V104H101V107L98 105V102L96 103V102ZM105 103H104V102ZM139 101V102H138ZM200 101V100H199ZM4 104H2V103ZM20 102V103H19ZM38 102V103H37ZM48 102H49V104H48ZM55 102V103H54ZM66 102H67V106H66ZM68 102H70V103H68ZM75 103L76 104V102H77V105H73V104H71V103ZM78 102H80V104L78 103ZM104 104H103V103ZM113 102H115V103H113ZM161 102V103H160ZM194 102V101H193ZM264 102V101H263ZM16 103H18V104H16ZM57 103H59V104H57ZM85 103V104H84ZM108 105H107V104ZM253 103V102H252ZM11 104V105H10ZM38 104V105H37ZM45 104V105H44ZM70 104V105H69ZM83 105V107H82V105ZM90 104H92V105H90ZM103 104V105H102ZM106 104V105H105ZM109 104H110V106H109ZM112 104V105H111ZM138 104V105H137ZM151 104V105H150ZM3 107H2V106ZM6 105V106H5ZM9 107H8V106ZM15 105V106H14ZM25 105V106H24ZM31 105V106H30ZM53 105V106H52ZM55 105H57V106H55ZM63 105V106H62ZM81 105V106H80ZM95 105H98V106H95V109H94V106ZM118 105V106H117ZM117 105H116V107H112L114 110H111L112 112L113 111H115L116 113H117V111L119 110H123V107H120V104L119 103H117ZM152 105H154V107H152L151 108V106ZM156 105L158 106V107H156ZM207 106L208 107V105H206L205 103H201V106L203 107V106ZM17 106V107H16ZM24 106V107H23ZM40 106V107H39ZM60 106V107H59ZM71 106H74V108L73 107H71ZM75 106L76 107H78V108H75ZM91 106V107H90ZM123 106V105H122ZM204 106V107H205ZM27 107V108H26ZM36 107V108H35ZM43 107V108H42ZM50 109H49V108ZM52 107V108H51ZM56 107V108H55ZM63 107V108H62ZM66 107V108H65ZM93 107V108H92ZM98 107V108H97ZM100 107V108H99ZM119 107H120V109H119ZM139 107V108H138ZM147 107H149L148 109H147ZM14 108V109H13ZM26 108V109H25ZM38 108H40V109H38ZM65 108V109H64ZM103 108V109H102ZM116 108V109H115ZM154 108V109H153ZM157 108V109H156ZM209 108H210V106H209ZM9 109V110H8ZM52 109V110H51ZM58 109V110H57ZM66 110V112L65 111H63V110ZM68 109V110H67ZM75 109V110H74ZM100 109V110H99ZM143 109V111H141V110ZM5 110V111H4ZM11 110V111H10ZM55 110V111H54ZM60 110V111H59ZM81 111V112H78V111ZM94 110V111H93ZM96 110V111H95ZM117 110V111H116ZM150 110H151V112H150ZM155 110H157V111H155ZM13 111V112H12ZM69 113H68V112ZM72 111V112H71ZM74 111V112H73ZM90 111V112H91ZM118 111V112H119ZM180 111V112H179ZM5 112V113H4ZM43 112V113H42ZM45 112V113H44ZM52 112V113H51ZM62 112H64V113H62ZM75 112H77V113H83L81 116L79 115V114H77V113H75ZM157 112V113H156ZM35 113V114H34ZM47 113V114H46ZM98 113V112H97ZM152 113H153V115H152ZM8 114H9V116H8ZM20 114H21V116H20ZM62 114V115H61ZM77 114V115H76ZM154 114H155V119H154ZM13 115V116H12ZM48 115V116H47ZM52 115V116H51ZM54 115V116H53ZM67 115V116H66ZM84 115V116H83ZM152 115V116H151ZM169 115V116H168ZM6 116V117H5ZM45 116V117H44ZM63 116V117H62ZM75 116H77L76 117V119H75ZM83 116V117H82ZM167 116V117H166ZM173 116V117H172ZM54 117V118H53ZM69 117V118H68ZM81 117V118H80ZM156 117H157V119H156ZM177 117V118H176ZM182 117H184V118H182ZM195 117V116H194ZM197 117V116H196ZM195 117V118H196ZM205 117V118H204ZM10 118V119H9ZM12 118V119H11ZM15 118V119H14ZM17 118H18V120H17ZM42 118V119H41ZM45 118V119H44ZM50 118H52V119H50ZM56 118V119H55ZM60 118V119H59ZM78 118V119H77ZM162 118H164V119H162ZM175 118V119H174ZM207 118V119H206ZM7 119H9V121L7 120ZM22 119V120H21ZM49 119V120H48ZM155 121H154V120ZM181 119V120H180ZM206 119V120H205ZM212 119V120H211ZM8 122H7V121ZM15 120V121H14ZM29 120V121H28ZM45 122H44V121ZM53 120V121H52ZM56 120V121H55ZM58 120V121H57ZM165 122H164V121ZM200 120H201V122H200ZM204 120H205V122H204ZM218 120V121H217ZM220 120V121H219ZM223 120V121H222ZM48 121V122H47ZM65 121V122H64ZM73 121V122H72ZM150 121V122H151ZM153 121H154V123H153ZM164 123H163V122ZM190 121V122H189ZM194 121V122H193ZM14 122H15V124H14ZM18 122V123H17ZM37 122V123H36ZM40 122V123H39ZM52 122V123H51ZM71 122V123H70ZM80 122V123H79ZM158 122H159V125L157 126V124H158ZM182 124H181V123ZM193 122V123H192ZM202 123V124H200V123ZM204 122V123H203ZM208 122V123H207ZM217 122H219V123H217ZM229 122V123H228ZM8 123V124H7ZM23 123H24V125H23ZM34 123V124H33ZM51 123V124H50ZM68 123V124H67ZM78 123V124H77ZM176 123V124H175ZM196 123V124H195ZM211 123V124H210ZM28 125V126H26V125ZM31 124V125H30ZM50 124V126L52 127H48V126H46V125H49ZM53 124H55V125H53ZM146 126L148 125L149 126V124L150 123H147V121H146ZM155 124H156V127H157V129H156V127H155ZM161 124V125H160ZM166 124H167V126H166ZM173 124H175L176 125V127L175 128H177V129H175V132H174V126H173ZM178 124V125H177ZM180 124V125H179ZM184 124V125H183ZM189 124V125H188ZM198 124V125H197ZM208 124V125H207ZM218 124H220V128L218 129V130H212V129H210V127L212 126V125H218ZM231 124V125H230ZM7 125V126H6ZM11 125V126H10ZM20 125V126H19ZM37 125V126H36ZM64 125H66V126H64ZM164 125V126H163ZM171 125L173 126L171 129H170V127H171ZM183 125V126H182ZM188 125V126H187ZM206 125V126H205ZM4 126H6V127H4ZM10 126V127H9ZM22 126V127H21ZM60 126V127H59ZM62 126V127H61ZM78 126V127H77ZM160 126H161V128H160ZM162 126H163V128H162ZM169 126V127H168ZM179 128H178V127ZM187 126V127H186ZM231 126V127H230ZM16 127V128H15ZM27 127H30V128H27ZM33 127V128H32ZM35 127V128H34ZM39 127H41V129L39 128ZM56 127V128H55ZM70 127V128H69ZM153 127H155V128H153ZM168 127V128H167ZM209 127V128H208ZM59 128H61V129H59ZM71 128H74V129H71ZM102 128L103 129H108V127H106V125L103 123V126H102ZM160 128V129H159ZM168 130H167V129ZM184 130H183V129ZM2 129V130H1ZM10 129V130H9ZM40 129V130H39ZM54 129V130H53ZM155 129L157 130V132L155 131ZM158 129H159V131H161L162 129L164 130V133H166V134H164L163 133V130L161 131L162 132V134H161V132H159L158 131ZM26 130H28V131H26ZM173 130V131H172ZM12 131H14L13 133H11ZM17 132V136L15 135V133ZM30 131V132H29ZM34 131V132H33ZM40 133H39V132ZM69 131H71V132H69ZM166 131V132H165ZM167 131L169 132V133H167ZM171 131V132H170ZM184 131V132H183ZM24 132V133H23ZM47 132V133H46ZM61 132V133H60ZM154 132H156V133H154ZM179 132H183V134L182 133H179ZM2 133V134H1ZM9 133H10V135H9ZM27 133V134H26ZM72 133V134H71ZM74 133V134H73ZM172 133V134H171ZM177 133V134H176ZM5 134V135H4ZM23 134V135H22ZM63 134V135H62ZM67 134V135H66ZM159 134H161L162 135V137H160L161 135H159ZM168 134H171V136L170 135H168ZM19 135V136H18ZM34 135V138L32 137ZM38 135V136H37ZM89 135V136H88ZM125 135V136H124ZM157 135V136H156ZM175 135V136H174ZM224 135V136H225ZM232 135V134H231ZM10 136V137H9ZM29 136V137H28ZM35 136H36V139L39 141L38 142V146H40L41 147V145H42V147H43V149L44 150H42L41 148H39L40 150L39 151H37V148L35 149V147H38V146H35V144H34V140H35ZM71 138H70V137ZM84 136V137H83ZM111 137V141L113 142H111L110 140H107V139H109V137ZM113 136H114V138H113ZM124 136V137H123ZM156 136V137H155ZM178 136V137H177ZM183 136V137H182ZM212 136L214 137V138H212ZM9 137V138H8ZM12 137H15V139L14 138H12ZM22 137H25V138H23L22 139ZM48 137V138H47ZM51 137V138H50ZM56 137V138H55ZM68 138V140H66L67 138ZM88 137V138H87ZM117 137V138H116ZM154 137V138H153ZM180 137V138H179ZM185 137H188L189 139H187V138H185ZM207 137V138H206ZM9 139V140H7V139ZM21 138V139H20ZM27 138H28V140H27ZM39 138V139H38ZM61 139L62 140V142L59 140V139ZM95 140H93V139ZM105 138V139H104ZM107 138V139H106ZM122 138V139H121ZM157 138H160V139H156ZM180 139V141H179V139ZM206 138V139H205ZM245 138V139H244ZM12 139V140H11ZM18 139V140H17ZM24 139H25V141H24ZM31 139V140H30ZM32 139H33V141H32ZM49 139V140H48ZM51 139V140H50ZM53 139H55L56 141H53ZM59 141H58V140ZM88 141H87V140ZM130 139V140H129ZM131 139L132 138H128V141L126 142H124V144L123 143H121V145L123 146V149H124V147L125 146H127L128 144L129 145H131L132 147H135V145H133V144H135L134 142H136V143H138V144H140V143H143L142 141L144 140V139H141V140H139L138 139V141H136V139H134V142L132 143L131 142ZM156 141H155V140ZM203 139H205L206 141H207V139H209L208 141H209V144L210 145H208V142H207V144L205 143L206 141L205 140H203ZM243 139V142L241 143V145L242 146H239V154H240V156L242 157V159H244L243 161L244 162H247L246 164H255L256 163V165L255 166H257V162H262V163H264V156L262 155V151L261 150H264V143H262V142H258L256 139H251V140H248V137H246V135L242 138ZM10 140L12 141V142H10ZM14 140H16V141H14ZM41 140V141H40ZM107 142H106V141ZM115 140V141H114ZM133 140V139H132ZM147 141L145 142V143H147L148 144V139H146ZM183 140V141H182ZM185 140V141H184ZM186 140H188V142L186 141ZM191 140V141H190ZM203 140V141H202ZM14 141V142H13ZM18 141V142H17ZM20 141V142H19ZM24 141V142H23ZM45 141H47V142H45ZM64 141V142H63ZM92 141H89V143L90 142H92ZM102 141V142H101ZM145 141V140H144ZM155 143H154V142ZM160 141V142H159ZM193 141H196V142H193ZM200 141V142H199ZM255 141V142H254ZM5 142H6V144H5ZM8 142V143H7ZM9 142H10V144H9ZM17 142V143H16ZM41 142V143H40ZM45 142V143H44ZM52 142V143H51ZM53 142H55V144L53 145ZM92 142V143H93ZM108 142H109V144L110 145H112V144H114L113 146V149H112V147L108 144ZM158 142H159V146L157 147V145H158ZM178 142H179V144H178ZM182 142V143H181ZM185 142H187V143H185ZM193 143V145L191 146L189 143ZM212 142V141H211ZM233 142L234 143H236L237 141H236V139H233ZM3 143V144H2ZM20 143H22V145L20 144ZM33 143V144H32ZM46 143H48V144H46ZM50 143V144H49ZM62 143V144H61ZM126 143H128V144H126ZM200 143H201V146H200ZM202 143H205L204 145L206 146V147H203L204 145L202 144ZM5 144V145H4ZM11 144H12V146H11ZM16 144V145H15ZM32 144V145H31ZM41 144V145H40ZM52 144V146H50L49 147V145H51ZM91 144V143H90ZM98 144V145H97ZM100 144V145H99ZM103 144V145H102ZM106 144V146H105V150L108 148L109 149V151H108V149L106 150L109 154L111 153V151H110V149H112V153L114 154L115 153V155H114V157H112V153L110 154L111 156H109V154L107 153V152H105V150L103 149V147H104V145ZM182 144H184L185 145V149L181 146ZM188 144V145H187ZM14 145L15 146H17L15 149H14ZM27 147H26V146ZM102 145V146H101ZM125 145V146H124ZM128 145V146H129ZM179 145V146H178ZM196 145H198V147H195ZM203 145V146H202ZM6 148H5V147ZM35 146V147H34ZM64 146V147H63ZM98 146H100V148L98 147ZM131 146H129L130 147V149H132L131 148ZM181 146V147H180ZM190 146V147H189ZM212 146V147H211ZM34 147V148H33ZM45 147V148H44ZM47 147H49L50 149H48ZM54 147V148H53ZM111 147V148H110ZM120 148H121V146H119ZM203 147V148H202ZM209 147V148H208ZM214 147V148H213ZM11 150H10V149ZM19 148H21L20 150H19ZM24 148V149H23ZM101 148L104 150H101ZM149 148V149H148ZM162 149V151H160L161 149ZM188 148V149H187ZM190 148H191V150H190ZM193 148V149H192ZM213 148V150H211ZM5 149V150H4ZM17 149V150H16ZM30 149V150H29ZM36 151H35V150ZM122 149V148H121ZM134 149V151H136L135 150V148H133ZM132 149V150H133ZM156 149H158L157 150V152H155L156 151ZM196 149V150H195ZM198 149L200 150V151H198ZM204 151H203V150ZM208 149H209V151H208ZM245 149V150H244ZM2 150V151H1ZM12 150H14L15 152H13ZM24 152H23V151ZM26 150V151H25ZM113 150H114V152H113ZM151 150V151H150ZM152 150H153V152H152ZM182 150H184V151H182ZM194 150H195V152H194ZM22 151V154H24L23 155V157L22 158H20V152ZM35 151V152H34ZM103 151V152H102ZM121 151V153L122 154H124V151L123 150H120ZM149 152V153H147V152ZM160 151V152H159ZM190 151V152H189ZM201 151H203L201 154H203L204 152V156L203 155H200V152ZM238 151V150H237ZM11 152V153H10ZM15 153V154H13V153ZM29 152V153H28ZM34 152V153H33ZM43 152H44V154H43ZM155 152V153H154ZM159 152V153H158ZM175 152V153H174ZM185 153V154H181V153ZM187 152V153H186ZM199 152V153H198ZM214 152H216L217 154H215ZM26 153V154H25ZM65 153H66V155H65ZM101 153H104L105 155L106 154H108V155H104V154H102L101 155ZM120 153V154H121ZM144 153H146V154H144ZM157 153V154H156ZM161 153H162V155H161ZM189 153H192V154H190V156H188V158H189V161H191V162H188V158H187V156L186 155H189ZM213 153V154H212ZM10 154V155H9ZM17 154V155H16ZM19 154V155H18ZM22 154H21V156H22ZM125 154H126V152H125ZM124 154V155H125ZM139 154H141V156H139ZM150 154V155H149ZM174 154L175 155H177V154H181V157L180 158H178L179 156H174ZM238 154V153H237ZM239 154L238 155H236V156H239ZM244 154V155H243ZM33 155V156H34ZM36 155V156H37ZM65 155V156H64ZM104 155V156H103ZM142 155H144L145 157L143 158V156ZM146 155H147V157H146ZM192 155V156H191ZM199 155V156H198ZM214 155H216V156H214ZM2 156V157H1ZM8 156V157H7ZM12 156V157H11ZM19 156V157H18ZM70 156V157H69ZM111 157L110 159H109V157ZM151 156V157H150ZM155 156V157H154ZM185 158V160H184V158ZM186 156V157H185ZM194 156H196L197 157V159H196V157H194ZM203 156V157H205V160H206V162H205V160H203V157H202V160H200V158ZM65 157V158H64ZM69 157V158H68ZM103 157V158H102ZM106 157V158H105ZM138 157V158H137ZM141 157H142V159H141ZM159 157V158H158ZM191 157V158H190ZM200 157V158H199ZM206 157H208L207 159H206ZM5 158V159H4ZM62 160H61V159ZM71 158V159H70ZM148 158V159H147ZM177 158H178V160H177ZM187 158V159H186ZM199 158V159H198ZM3 159V160H2ZM11 159V160H10ZM14 159V161L12 162V160ZM67 159V160H66ZM103 159V160H102ZM113 159V161H110V162H112V163H110L109 162V160H112ZM150 159V160H149ZM197 160V162H196V160ZM216 159V158H215ZM6 162H5V161ZM8 160V161H7ZM15 160H18V162L17 161H15ZM24 160H26V161H24ZM66 161V163H65V161ZM70 160V161H69ZM105 160V161H104ZM141 160V162H139V161ZM193 160H195L194 161V163H193ZM200 160V161H199ZM207 160H209V161H207ZM9 161H11L12 163H10ZM80 161V160H79ZM104 161V162H103ZM145 161V162H144ZM177 161V162H176ZM179 161V162H178ZM180 161H182L181 163H180ZM185 161H187L188 163H187V166H186V164H184V162ZM201 161H202V163H201ZM256 161V162H255ZM1 162H2V164H1ZM21 162V163H20ZM24 162V163H23ZM69 162V163H68ZM106 162H108L109 164H110V167H108V165L109 164H107ZM143 162V163H142ZM200 162V163H199ZM205 162V163H204ZM208 162V163H207ZM251 162V163H250ZM255 162V163H254ZM16 163V164H15ZM18 163V164H17ZM23 163V164H22ZM71 163V164H70ZM80 163V164H79ZM83 164H84V162H82ZM102 163H104V166L102 165ZM106 163V164H105ZM136 163V164H135ZM138 163V164H137ZM145 163V164H144ZM190 163H191V165H190ZM199 163V164H198ZM207 163V164H206ZM6 166L7 164V166L5 167L4 165ZM25 164V165H24ZM81 165V166H83V167H81V169H83V168H85L86 167V169H88L89 170V168L91 167V169L92 170H90V172L93 174V173H95L96 171H93V168L92 167H94V166H88L87 164L88 163H85V165H83V164H81V162H78V160H77V163L75 162V165ZM142 164H144V165H142ZM181 164H182V166L184 167H181ZM184 164V165H183ZM195 165V166H193V165ZM201 164V165H200ZM204 164V165H203ZM205 164H206V166H205ZM12 165H14V166H12ZM72 165V166H71ZM87 165V166H86ZM105 165H106V167H105ZM145 165H147V169H146V167H145ZM165 165V166H164ZM188 165H190V166H188ZM198 165L200 166V168L201 169H197L198 168ZM203 165V166H202ZM208 165V166H207ZM3 166V167H2ZM24 166H26L27 167V169H28V172H27V170H26V168L24 167ZM70 166V167H69ZM103 166V167H102ZM149 166V167H148ZM168 166V167H167ZM197 166V168H194V167H196ZM211 166V167H210ZM5 167V168H4ZM23 167V168H22ZM71 167H72V169H71ZM88 167V168H87ZM117 167H119L118 165H117ZM116 167V168H117ZM145 167V168H144ZM165 167H167V171H165L166 169H165ZM191 169H190V168ZM204 169H203V168ZM210 169H209V168ZM5 170H4V169ZM109 168V169H108ZM134 168V167H133ZM194 170H193V169ZM19 169V170H18ZM75 169V170H74ZM118 169H120V168H118ZM22 170H24V171H22ZM25 170H26V172H25ZM96 170V169H95ZM114 171V174H116V173H118L119 171V173L118 174H120V173H122V175L120 176V175H118V176H120V177H118V176H116V177H113V176H115L114 174H113V171ZM144 170V171H143ZM149 170V171H148ZM174 170V171H173ZM202 170V171H201ZM21 171V172H20ZM52 171V172H51ZM75 171V172H74ZM116 171V172H115ZM136 173H135V172ZM138 171V172H137ZM145 171H146V173L147 174H145ZM173 171V172H172ZM190 171V172H189ZM194 171V172H193ZM195 171H197V173H195ZM200 173H199V172ZM210 171V172H209ZM260 171V170H259ZM263 171V170H262ZM13 172V173H12ZM17 172V173H16ZM23 172V173H22ZM50 172V173H49ZM133 172V173H132ZM143 172V173H142ZM149 172V173H148ZM172 172V173H171ZM203 172V173H202ZM112 173V174H111ZM138 173V175H136ZM139 173H141V175L139 174ZM260 173H262V172H260ZM54 174V175H53ZM56 174V175H55ZM133 174H134V178H133ZM151 175V176H149V177H151V178H149L148 177V175ZM204 174H206L205 175V178H203V177H201V176H204ZM4 175V176H3ZM7 175V176H6ZM33 175V176H32ZM193 175H196V176H198L199 175V181H195L196 179H194L193 180V178H194V176ZM2 176V177H1ZM13 176V177H12ZM30 176V177H29ZM144 176H146V178L144 177ZM9 177V178H8ZM15 177V178H14ZM49 177H50V179H49ZM56 177V178H55ZM119 179H118V178ZM131 177V178H130ZM2 178H4V179H2ZM138 178V177H137ZM150 179V181L148 182V180ZM155 178V179H154ZM192 178V179H191ZM8 179H10V181L8 180ZM57 179V180H56ZM135 179V180H134ZM148 179V180H147ZM152 179V180H151ZM191 179V180H190ZM13 180H15V181H13ZM56 180V181H55ZM117 180H118V182H117ZM2 181V182H1ZM3 181H4V183H3ZM7 181V182H6ZM166 181V182H165ZM6 182V183H5ZM163 182H165L164 184H163ZM170 182H171V179H170ZM170 182H168V183H170ZM10 183V184H9ZM12 183V184H11ZM58 183V184H57ZM133 183H135V184H137V185H133ZM3 184V185H2ZM6 184V186H4ZM8 184V185H7ZM17 184V185H16ZM33 184V185H32ZM121 184L120 185H116L117 187L119 186V189L120 188H122V186H121ZM15 185V186H14ZM20 185V186H19ZM46 185V186H45ZM5 188H4V187ZM17 186H19V188L17 187ZM49 186V187H48ZM130 186H133V187H130ZM14 187H15V190H16V188H17V190L15 191L14 190ZM135 187V188H134ZM194 186L192 185V187H191V189L193 188ZM194 187V188H195ZM126 188H128V190L130 191V192H128L127 191V189ZM208 188V187H207ZM19 189V190H18ZM32 189H33V191H32ZM34 189H35V191H34ZM37 189V190H36ZM39 189V190H38ZM46 189V190H45ZM49 191H48V190ZM13 190V191H12ZM121 190V189H120ZM119 190V191H120ZM245 190V189H244ZM250 190V189H249ZM246 190V192H247V194L252 190ZM11 191V192H10ZM46 191V192H45ZM85 191V189H82V192H84ZM232 191V190H231ZM253 191V190H252ZM14 192V193H13ZM47 192H49V193H47ZM133 192V193H132ZM253 192H255L254 194H256L257 195V193H256V191H255V188H254V191ZM253 192H251V193H253ZM11 193V194H10ZM85 193V192H84ZM83 193V194H84ZM250 193V194H251ZM15 194V195H14ZM20 194V195H19ZM86 194V193H85ZM84 194V195H85ZM134 194V195H133ZM246 193L245 194H242L243 196H241L240 198L241 199H239L240 201H241V203L242 204H246V202H249L250 204H248V206H249V208H247L246 207V209H250V207H251V209L252 208H254L253 210H255L254 212H256V209H257V212L258 211H261V209L259 208H255V207H257V206H259V207H261L262 205L261 204H263L264 203V197L263 198H260L258 195L256 196H251V195H248L249 197L251 196V197H257V198H252L251 199V197L249 198L248 196H246L247 195ZM11 197H10V196ZM15 197H14V196ZM22 195V196H21ZM83 195V196H84ZM130 195H133V196H130ZM253 195V194H252ZM7 196H9V197H7ZM20 196V197H19ZM229 196V195H228ZM230 196H232V193H231V195ZM14 197V198H13ZM131 197V198H130ZM245 197H246V199H245ZM17 198V199H16ZM86 198H88L87 196H86ZM227 198H229V197H227ZM231 198V197H230ZM230 198L228 199V201H227V199H226V201H227V203H230V204H228L229 205V207L231 206V204L233 203V201H235V199L233 198H231V200H232V202H229V200H230ZM243 198V199H242ZM247 198H249V199H247ZM258 198H259V200H258ZM8 199V200H7ZM10 199H11V201H10ZM16 199V200H15ZM32 199V200H31ZM64 199V200H63ZM135 199V200H134ZM256 199V200H255ZM27 200V201H26ZM137 200H139L138 199V196H137ZM136 200V202H138ZM238 200V199H237ZM242 200H247V201H243L242 202ZM252 200V201H251ZM260 200H262L261 202H260ZM10 203H9V202ZM18 201V202H17ZM24 201V202H23ZM60 201V200H59ZM64 201V202H63ZM225 201V202H226ZM239 201V202H240ZM251 201V202H250ZM253 201H255V202H253ZM7 202H8V204H7ZM14 202V203H13ZM21 202V203H20ZM34 202V203H33ZM256 202H258L257 203V205L255 206V204H256ZM263 202V203H262ZM17 203V204H16ZM24 203V204H23ZM26 203H27V205H26ZM63 203H64V205L65 206H63ZM237 203H238V201H237ZM254 203V204H253ZM260 203V204H259ZM19 204V205H18ZM22 204H23V206H22ZM53 204H54V206H53ZM252 204V205H251ZM14 205H16V206H14ZM33 205V206H32ZM247 205V204H246ZM8 206V207H7ZM26 206V207H25ZM29 207V208H28ZM60 207H59V209H60ZM24 208V209H23ZM26 209V210H25ZM61 209H60V211H61ZM250 209V213H251V210ZM9 210V211H8ZM24 210V211H23ZM20 211V212H19ZM26 211V212H25ZM31 211H32V213H31ZM53 211H54V213H53ZM35 213V214H34ZM56 213V214H55ZM252 213H253V211H252ZM251 213V216H252V218H253V215H254V217L256 216V215H258V213L256 214V213H254V214H252ZM27 214V215H26ZM32 214V215H31ZM64 214V215H63ZM107 214V213H106ZM110 215V216H109ZM112 215V216H111ZM235 215H236V213H235ZM25 216L27 217V219L28 220H26V218H25ZM30 218H29V217ZM33 216V217H32ZM106 216H109V218L111 219V221H110V219L109 218H107V219H105L106 218ZM114 216V217H113ZM116 212L113 214V211H110L107 215H105V218H104V215L102 216V220H103V223H104V220H105V222L106 221H108V223L109 224H111V225H117V226H119V224L118 223H115V222H119V219L117 218V219H115L116 217ZM24 217V218H23ZM235 217H237V221H238V223H240V226H238L239 227V229L237 228V226L236 225H239L238 223H236V225H235V227H234V225H233V233H235V234H233V233H227V232H225V233H222L221 234V237H220V239L221 240H223V241H225L226 239L225 238H227L228 236H230V234H231V238L230 237H228L227 238V240L229 241V244H227L228 243V241L226 242V246H227V249H229L228 248V246L230 247V248H232V247H234V245L235 246H238V245H236V243L238 242V241H241L240 243H243L244 241H246L247 239H248V234H247V230H246V223H247V220H248V222H249V218L248 219H246V220H239L240 218H239V215L238 216H235ZM17 218V217H16ZM78 218H80V216H78ZM239 218V219H238ZM252 218H250V219H252ZM116 220V221H113V220ZM65 220V221H64ZM26 221V222H25ZM242 221V222H241ZM245 221H246V223H245ZM25 222V223H24ZM113 224H112V223ZM243 222H244V224H243ZM8 225H6V224ZM4 224V225H3ZM92 226H90V225H88V226H86V228H84L85 230H81L83 233L85 232V234H87V232H88V234L91 236L92 235V237H93V235L94 234H96V236L98 235V236H100L99 235V233L101 234L102 233V231H103V229L102 230H100L101 229V226H103V224L102 223H96L97 225L95 226V224H92V223H90ZM100 224H101V226H100ZM25 225V226H26ZM41 225V229L42 230H39L40 229V226ZM114 225V226H115ZM243 225V226H242ZM259 225V224H258ZM258 225H254L255 226V228H257V226ZM12 226V225H11ZM24 226V227H25ZM2 227H4V228H2ZM38 227H39V229H38ZM88 227V228H87ZM120 227H121V225L119 226V228L117 227V229L115 228V230L116 231H114L115 233H113V235H115L114 237H113V235H111V236H109L110 238L112 237V239H108L109 237L108 236H105L104 238L103 237H101V240H108L107 242L108 243H110L111 244V246L113 247L114 245L112 244V242L113 241H115L116 239L118 240V238L119 237H116V235L119 233L120 234ZM241 227V228H240ZM31 228H33L34 229V232H33V230L31 229ZM99 229V230H97V229ZM122 228V227H121ZM254 228V227H253ZM253 228L251 229V233H252V231H254L253 230ZM8 229V228H7ZM92 229V231H93V233L91 234V232L92 231H89V230H91ZM119 229V230H118ZM237 229V230H236ZM242 229H244V233H243V230L241 231ZM38 232H37V231ZM88 230V231H87ZM96 230V231H95ZM240 230V231H239ZM87 231V232H86ZM95 231V232H94ZM99 231V232H98ZM118 231V232H117ZM5 232V231H4ZM43 232V233H42ZM98 232V233H97ZM242 232V233H241ZM250 232V231H249ZM25 233V232H24ZM24 233H22L21 234V236H23L22 237V239H21V237L19 236V238L20 239H18V240H20V241H16L17 242V245L18 244H20V245H18V246H20V247H24V245H26V244H29V236H27V233L26 234H24ZM35 233V234H34ZM104 233V232H103ZM102 233V234H103ZM106 233V232H105ZM238 233L239 234H241V235H238ZM245 233H246V236H247V239L245 240V238L244 237H246L245 236ZM62 234V235H61ZM87 234V235H88ZM101 234V235H102ZM119 234L117 235V236H119ZM226 234V235H225ZM243 234H244V237H243ZM88 235V237H90ZM249 235H250V233H249ZM26 236V237H25ZM239 236H241V238L243 239V241L240 239V238H236V237H239ZM36 237V238H37ZM50 237V238H49ZM54 237H55V239H54ZM61 237V238H62ZM108 237V238H107ZM235 239V241H234V239ZM23 238H26L25 240H26V242H25V240L23 239ZM49 238V239H48ZM106 238V239H105ZM125 239H126V235H125V237H124ZM223 238V239H222ZM47 239V240H46ZM52 239V240H51ZM124 239V240H125ZM23 240V241H22ZM46 240V241H45ZM110 240H111V242H110ZM230 240H232V242L230 241ZM54 241V242H53ZM126 241V240H125ZM0 242H1V240H0ZM49 242H52V243H50V244H48ZM106 242V243H107ZM128 242V241H127ZM231 242V243H230ZM235 242V243H234ZM23 243H24V245H23ZM26 243V244H25ZM46 243H47V245H46ZM129 243V242H128ZM127 243V244H128ZM125 244H126V242H125ZM127 244H126V246H127ZM231 244V245H230ZM232 244H234V245H232ZM238 244H239V242H238ZM244 244H246V242L244 243ZM3 243L1 242V244H0V246H2V248L4 249V250H2V248L0 249L1 251H0V264H14V260L16 259L15 257H16V254L17 253H14L15 255H12L13 254V250L12 249H8V248H12V247H6V249H5V245H4V247H3ZM121 245H124L123 243L121 244ZM137 245H140V244H137ZM136 245V246H137ZM117 246H116V244H115V249L114 250H117V248H116ZM124 247H125V245H124ZM139 247H141V246H137L136 248L137 249H139ZM58 248V249H57ZM142 248V247H141ZM141 248H140V251H141ZM8 252H7V251ZM10 250V251H9ZM47 250V251H46ZM5 251V252H4ZM3 252V253H2ZM12 252V253H11ZM48 252L50 253V255H48L47 256V254H48ZM5 254V255H4ZM11 254V255H10ZM10 256V257H9ZM11 257H12V261H11ZM48 257V258H47ZM8 258V259H7ZM57 258V257H56ZM51 259V258H50ZM47 260V261H46ZM38 261V263H40V261L41 260H37ZM8 262V263H7ZM48 264V263H47ZM50 264V263H49Z\"/></svg>",
	"mask_w": 264,
	"mask_h": 264
}]
</instances>
